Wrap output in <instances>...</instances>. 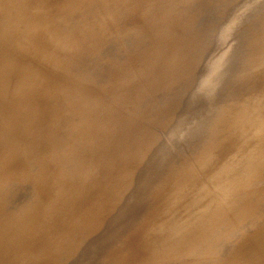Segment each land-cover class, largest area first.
Returning <instances> with one entry per match:
<instances>
[{"label":"rangeland","instance_id":"obj_1","mask_svg":"<svg viewBox=\"0 0 264 264\" xmlns=\"http://www.w3.org/2000/svg\"><path fill=\"white\" fill-rule=\"evenodd\" d=\"M32 1H34V2L31 3ZM35 1L36 0H30V1H28V0L27 1L26 0H0V15L2 17H4L3 15H5V17H6V18L5 17L2 18L0 16V19L2 18L0 20L2 22V25L0 24L1 25L0 32L2 33L4 31L3 34L0 33V53L9 57V62L7 63V65L5 67L0 64V75L4 71H7L8 75H9V77H8L9 80L3 81V83L5 82V86L3 85L1 78H0V264H107L109 261L111 263H108V264H114L115 261L117 263V259H118V261L120 260V257L122 258L121 259L122 262H120L121 261L120 260L118 262L119 264H123V262L126 263L128 259H129L128 262L130 264H134L135 262H138V261H136L137 259L140 261V258H138L136 256L137 259L135 257V259H136L135 261H134V259L133 260L131 259L136 255V253L132 249V247L138 248L140 252H141L140 249H143L142 254H138L140 252L137 251L138 256L143 255V257L145 256V254H143V253L148 248H150V247H148L145 250L144 249L145 247L142 246V245L145 246L144 242L147 241L146 237L148 236V234L146 235V232H145V234H144V235H146V237H145L143 235L144 231L142 232L141 229H143L144 227L148 229L149 224H152V223L148 222V224H147V221H145V223H144L141 220L139 222V219L143 220V218H144L143 214H145L146 212L147 213L152 212L153 207H154L156 212L155 211L152 212L153 213L152 216H148V214L151 215V213H148V214L146 213L145 216H148L150 218L152 217V219L155 217L156 218V219L154 218L155 220H158V217L162 216L163 218L162 217L159 218L158 224L160 223V221H163V219H164L163 222L166 221L165 222L166 224L160 223L163 227L161 225L160 226L157 225V227H161V228H159L160 232H159V229L156 232L155 230L157 229V227H155V229H154V226L157 224L156 223L157 221H155L153 219L155 225L153 223V226L149 227V228H151V230L149 232L150 233L149 236L154 235V231L158 234L160 233V235H161V233L164 234L167 232H169V233L173 232L174 233V230L176 232H179L177 234L175 233L174 234L175 236L173 235V233L172 234L170 233L171 236L173 235L174 238L172 237V240L169 238L171 240V241L170 240L169 241L173 242V239L175 240L176 237L178 238V240L176 239V241H175L176 244H174L173 246L178 244V246H175V247L176 248L178 247V252L180 250L181 254L178 253L177 249L174 248L173 246H172L173 247L172 252L176 251L178 254V257H179V255H181V258H183V257L185 258L186 256L187 257L185 260L177 261L179 259L181 260V258H178L176 260L175 257L177 255L172 253L171 249H170L169 251L172 253V254L170 253L171 256H173V254H174V260L176 261L174 263L178 264L177 262H179V263L182 262L180 264H183V262L185 261L186 263H184V264H192L191 262L193 261V264H196V263H198V264H213L212 260H214L215 261L214 264L222 263V261L224 262L223 264H225L226 261H227L226 262L227 264H232V263L233 264H242V263L243 264H247V263L248 264H262L264 262V232H263L264 229H262V228H264V217H263L264 216L263 215L264 214V202H263L264 201V196H263L264 188L262 189V187H264L263 186L264 177L262 176L264 174V171H263L264 170V162H262L264 160V156H263L264 150L262 149L263 151L260 152L261 151L260 148H264V146H263L264 140H263V142L257 141V138H259V135L260 136L264 135V133H263L264 132V130H263L264 129L263 128L264 127V120L263 119L264 118L260 119L261 116L264 117V114H262L260 112V111H263V113H264V109L260 107V106L264 105V103L260 104V102H262L260 100L264 101V98L261 99L262 96L264 97V87H263L264 84L260 83L261 81L263 83L264 77H260L261 80H257V81H260V82H258L259 83L258 86L253 85L255 87L256 92L254 91V87L252 86V84H254L256 82V77H258L257 74H259V71L260 72H261V70L264 71V69H263L264 68V58H263L264 53L262 54V52L264 51V48H262L263 47L262 43H264L263 42L264 36L262 35V32L264 34V27H263L264 25L262 26V23L264 22V19H263V17H264V11H263L264 10V0H255V2L254 1L252 2L250 0H248V1L247 0H238V1L237 0H225V1H223V0H221V1L220 0H53V2L57 1V3H54V4H52L53 2L51 0H48V1L47 0H45V1L44 0H40V1L37 0L39 2H37V1L35 2ZM243 1H244V3H243ZM29 2H30V4H29ZM249 2H251L252 6H250L251 4H249ZM25 3H26V5H25ZM46 3H47V5H46ZM239 3H240V5H239ZM241 3L243 6L241 5ZM53 5H55V8ZM47 6H49V8ZM50 7L54 8V9H50ZM234 7H235V10L230 11V10H233ZM241 8H243V10ZM226 9H228L229 11ZM4 10L6 12L5 14L2 13ZM27 10H28V13H25ZM47 10H49V11H47ZM224 10L227 12H224ZM236 10L238 11V14L240 12L244 11L245 13L244 12L241 13L242 16H245V14H248V13H249V15H251L252 18L249 15H246V16H247V18H248V16L250 17V18H248V21H249V19L252 20V21L250 20V22H251L250 27L252 29V32L248 31V29H246V28H243V27H247L245 25L250 24V22H248L246 20L247 19L246 17L245 18L243 17L245 24H244L243 20L241 19L242 20L241 22H243V27H241L242 23L239 24L240 20L238 19L241 17V15L239 14L240 17L236 18L235 17V16H237V15H235V14H237V13H235ZM30 11H31V13H30ZM50 12H51V16H50ZM14 13H15V15H13ZM52 13H54V16ZM230 13H231V15L229 16ZM233 13H235V14H233ZM6 14H7V16H6ZM216 14L218 16H215ZM220 14H222V15H220ZM262 14H263V16H261ZM209 15H211V16L209 17ZM219 15L222 17L219 18ZM11 16H12V18H11ZM223 16H224V18H223ZM225 16H228V17L225 18ZM231 16H233V18L235 17L236 19L239 20V21H237V23L239 25L235 24V26L238 25L241 28H238V26H237V28H238V29L236 28L237 31H239V29H240V31H242L243 29L244 30L246 29L245 32H247V33H245L244 31H242L241 33L244 32L243 35H240L241 33L239 34V33H237V31H236V35H234L235 34V32H234L233 37L235 39L238 35H240V36H238V38H240V40L242 38L241 41L238 38L236 39V43L238 42L237 46H236L235 40H233L234 38L231 36L233 31L235 30L234 29L235 26L232 25L234 23L231 24V22H233ZM16 17L19 18L20 20L15 19ZM209 18H210V20H209ZM211 18H212V20H211ZM229 19H231L230 23L228 22V21H230ZM4 20H6V21H4ZM11 20L13 22H11ZM216 20H217V23H216ZM8 21H9V23H7V26H6V22H8ZM259 21H260V23H259ZM235 23H236V20H235ZM246 23H248V24H246ZM9 24H10V26H9ZM14 25H16V27H19L20 31L22 29V31L20 32ZM227 25L228 26L230 25V29L234 26L233 27L234 30L231 29L232 31H230L228 28V31H230L231 33L230 32L227 33L228 31L222 32V27H224L223 30H226V28L228 27ZM225 26H227V27L225 28ZM258 26H260L259 27L260 30L259 29L256 30L258 28ZM10 27H11V32L6 34L10 30ZM13 27H15V28H13ZM252 27L254 29L255 28L256 29L254 30ZM209 28H211V29H209ZM261 28H262V30H261ZM217 29L220 31H217ZM251 29H249V30H251ZM17 30L19 31L18 34H17V32H18ZM215 31H217V32H215ZM258 31H259V33H258ZM225 32H226V34H225ZM250 32L251 33L257 32L258 33L257 36H259V37L257 39L255 37L253 39H250L255 34L254 33V34H252V36L250 35V37H249L248 35L251 34ZM14 33H16V34L13 35ZM224 34L226 36H227V34L228 35L230 34V37H232L233 41H231V40L228 41V39H230V37H228V36H227L228 38L224 37L225 36ZM21 35H22V37H21ZM261 35L263 37H261ZM243 36L245 38L249 37V39H246L247 40L246 41ZM84 37H85V40H84ZM86 38H90V43H89V39H86ZM82 39H83V41H82ZM243 40L247 43H245V46L242 45L243 47H241L239 42H242L241 44H243L244 43ZM84 41H85V43L87 42L88 46H85V43L83 44ZM223 41H228V44H224L226 42H223ZM248 41H250V42H248ZM251 41L252 42L254 41L255 43H252ZM76 42L79 43L78 44L79 46L77 45ZM232 42H233V44H235V46H233L234 49L237 47L236 48L237 50L235 49V52H233V53H232L233 47L231 48V44L229 46V43H232ZM256 42L258 43V45H257L258 48L257 47H255V48L250 47L251 44L252 45L255 44L254 46H256ZM248 43H249V45H247ZM259 44L262 46H260ZM82 45H83V47H82ZM224 45H226V46H224ZM227 46H229V47H227ZM239 46L241 48L238 50ZM259 46H260V48H259ZM245 47H247V49ZM248 47H250L251 51H252V49L254 50V52H253L254 55H255V52L256 53L258 52V54H259V55L257 54L258 58L256 55H255V57H256L255 59L253 57L254 60L259 59V60H257V62H254V64L250 61V59L252 58L251 56L253 54L251 53L250 54L251 56L249 55L250 50H248L249 49ZM261 48L263 49L262 51H261ZM226 49H227V51H225ZM256 49H258V50L255 51ZM228 50H231V51H228ZM240 50H241V52H244V54L248 52L247 56H248L249 62L252 65H255V66H253L254 68L256 66H258L259 68L256 67V69H254L252 66L246 67V63H248V60L246 61V63L243 61L247 59L246 58L247 56L245 55L244 56L245 58H243L242 55H244V54L240 53ZM76 51H77V53H75ZM220 51H221V53H220ZM237 51L241 54V58L239 56L240 54ZM79 52H80V54H79ZM86 52H87V54H85ZM228 52H231L228 54L230 56H232L231 54L234 55L235 53H238L239 55L237 54V56L240 58L239 60H238V57L236 55H235L236 58H233V57L232 58L236 59L237 62L241 61L242 66H240V64H238L236 61L234 62V60H233L232 61L233 66L229 65V68H230V70H228L229 72L226 69H223V72H222V68L220 67L221 64H219V63H222V65L225 68H227L228 67L227 65L231 62L229 60L227 62V64H225L226 63L225 60L227 61V59L231 58V57L229 58V56H227ZM259 52L262 54L261 59H260V53ZM218 53H220L221 55H219ZM222 53H224V54H222ZM71 55H72V57H71ZM218 56H220V58H221V56H225V57H222L219 62L217 61L218 62L217 63L216 59L219 60ZM212 58H214V59H212ZM241 59H244V60L242 61ZM64 60H66V61H64ZM209 61H211V62H209ZM157 62L160 64H157ZM244 63H245V65H243ZM257 63H259V64L257 65ZM153 64L154 65L157 64V65H155L156 67L160 66V68L163 69V71H164V69H166V72H167L166 78H165V74H166V72H165L164 76H160V77L158 76L159 77L157 79L158 81H154L155 80L154 78L157 77L156 70H157V74H158V72H160L159 75L162 74L163 72L161 73L162 70H159ZM260 64L261 65L263 64V68ZM211 65H212V68H211ZM150 66H154L153 70H151L152 73H149V72H151ZM219 67L221 69H219ZM236 67L238 68L237 70H236ZM229 68H227V69H229ZM241 69L242 70L245 69V70L242 71ZM248 69H249V71L253 70L252 72L256 73V77L254 74H252L251 71L249 72ZM168 70H169V73H168ZM206 70H208V71L206 72ZM213 70L214 71L216 70V71L213 72ZM220 70L223 74H225L224 76L222 75L223 77H220L221 75H219V73L217 72V71L220 72ZM224 70H226L228 72V74H227V72L225 73ZM234 71H235V73H234ZM246 71L249 72V74H250V75L248 74L249 76L245 75V74H247ZM255 71H257V72H255ZM262 72L260 74L263 76L264 72H263V74H262ZM21 73L24 75H22ZM65 73H66V75H65ZM215 73L216 74L218 73V75H215ZM179 74H180V76H179ZM251 74H252V76L254 75L253 77L255 79L250 77ZM260 74H259V76H261ZM63 75H65V76H63ZM154 75H156V77H154ZM20 76H22L23 78ZM218 76H219V78H218ZM162 77H164V78H162ZM207 77H209V78H207ZM160 78H161V80H159ZM215 78L216 79L218 78V81H220V85H222V86L219 85V87H221V89H219L217 84L216 85L214 84L216 88L214 87V85H211V89L208 88V86H207L208 80L214 79L213 81L215 83H218V81L216 82ZM220 78L221 79L223 78V80L221 81ZM238 78H240V79H238ZM205 79L207 81H205ZM243 79H245L246 81ZM247 79L248 80L254 79L255 81L252 80V82H254V83H252L251 81L248 82ZM177 80H179L178 83L175 82ZM183 80H185V81H183ZM229 80L233 81V84ZM238 80H240V82ZM187 81H189V82H187ZM204 81H205V84H203ZM226 81H228V82H226ZM132 82H133V84H131ZM134 82H135V84H134ZM180 82H182V83H180ZM183 82L184 83L186 82V83L183 84ZM225 82H226V84H225ZM235 82H236V84L241 83L240 84L241 87L239 86L241 93H239V91H238L239 90L238 85L234 86ZM243 82H245V83H243ZM152 83H154V84H152ZM195 83H197V85ZM242 83L247 84V85L242 87V85H243ZM211 84H212V82H211ZM200 85L202 86V88H201L202 90H200V89L197 90L198 88H200ZM208 85H210V83ZM225 85H226V87H225ZM227 85L233 86L234 91L231 90V93H230L229 90L232 87H230L229 90L227 89L228 90L227 91L226 90V88H228ZM249 85H251L253 87V90H251L252 89L251 86L248 87ZM158 86H159V88H157ZM259 86L261 89L259 88ZM153 87H156V88H153ZM178 87H180L182 89L179 88L180 90H178ZM256 87H258V88H256ZM147 88H148V90H147ZM149 88H150V90L151 89L152 90L149 91ZM160 88H161V90H160ZM224 88H225L224 95L226 94V99L228 96L227 94H229V93H230V97L233 96V95H231L232 91L234 93H236L238 91L237 95L238 96L240 95V98L237 97V95L234 96L236 98V100L235 99L229 100V101H231V103H232V101H235V102L237 101L239 103V101L241 100V103L244 102V103H242L244 108H245V106H248V107H246V109H247V108H250V106H251V108L255 107V108H258V110H260V111H258L256 109V111H255V108H254V110L250 108L251 111L250 110L248 111V109H247V114H249V116H248L245 113L246 111L245 112L243 111L245 109L241 108V106H242V105L240 106L241 103L240 104L237 103L238 108H237L236 103H233L231 106L233 108L231 109V107H230L228 110V108H227L228 106H225L227 104V102H226V104L223 107L226 108V112L228 114L229 113L231 114V115L229 114V118L233 117L232 112H233V114L235 113L234 116L236 119H237V115L239 116L241 113L244 112L246 114V116H248L247 118H249L251 116H253V117L255 116L254 118H257L258 120L256 119V121H254L255 119H252L253 117L249 118V119H247V118L245 119L246 116L243 114V116L242 115L239 116L240 120L237 119L238 121L233 117L232 120L234 119L236 121H234V122L232 121V123L230 124L231 119L227 120L228 115H225L226 112H225V108L223 109V107H221L224 111V112L223 111L222 112L225 114L222 113L221 116L222 115L223 116L220 119L219 116H220V112L222 109L220 107H219L220 108L219 109L218 105L222 106L224 102H222L221 105H220V103H221V101L225 100V98L223 100L221 99L224 97V95H223V93H220L219 90L224 91ZM246 88H250L249 89L251 92L250 94L247 92L248 89H246ZM153 89L154 90L156 89L154 94H153ZM157 89L159 90V92ZM184 89H189V92H188V90L185 91ZM208 89L211 92H209ZM257 89H258V91L260 90L261 93H263L262 96L259 95L261 93H260V91L258 92ZM164 91L165 92L166 91L172 92V93L174 92V93L172 94V96L169 93V97H168L167 96L168 93L167 92L164 93ZM180 91L181 92L184 91V94L179 93ZM199 91L203 92L199 96L204 98L205 101H203V99L201 97L197 96L198 95L197 93ZM125 92H126V94L128 93L127 94L128 96L125 94ZM151 92H152V95H151ZM185 92L187 95L185 94ZM206 93H209V96H207ZM217 93L218 94L220 93L223 96L220 94L215 96V94H217ZM243 93H244V97H246V96L248 97L249 95H252V97L251 96L249 97V99L251 98V100L248 101L247 97L241 98V96H243L242 95ZM256 93L261 98L257 97L258 95ZM185 95H186V98H185ZM255 95H257V96L255 97ZM122 97H125L126 99L122 98ZM255 98H258V100L257 99L255 100L257 102V104H256V102L254 104ZM116 99H117V101H116ZM197 99H198V101H196ZM237 99H240V100H237ZM246 99L250 104L247 101H245ZM144 100H146V102L148 103V104H146V106H145L146 102H144ZM219 100H221V101H219ZM182 101H184V103ZM190 101L193 103H191ZM217 101H219V104L216 105L217 107L215 106V108L212 109L211 107L212 106L214 107V102H217ZM226 101H228V100H226ZM197 102H198V104H196ZM204 102H205V107H207V108L204 107V104H203ZM130 103H132V104H130ZM177 103H179V104H177ZM187 103H190V104H187ZM246 103H248L249 105H245ZM193 104H194V106H193ZM251 104H254L256 106L259 104L260 105L259 107L261 109L258 106L256 107V106L251 105ZM107 105L109 108L107 107ZM128 105H130L131 107ZM158 105H160L159 108H158ZM163 105H165V106L167 105L168 107L167 106L162 107ZM171 105H173V108ZM227 105H229V103ZM234 105H236V106H234ZM96 106H97V108H96ZM142 106H145V107L142 108ZM187 106H189V107L187 108ZM196 106H198V107L195 108ZM98 107H99V109H98ZM105 107L108 110H106ZM169 107H171L172 109ZM200 107L201 108L204 107V108H202L203 111L202 110L200 111V109H199ZM135 108H137V109H135ZM181 108H183V109H181ZM189 108L191 109V111ZM208 108H209V110H208ZM216 108H218V109H216ZM239 108H241V110L240 111L238 110L239 114H236V113H238V111H236V110ZM141 109H142V111H140ZM167 109H169V110H167ZM194 109H195V111H194ZM197 109H199V110H197ZM214 109L217 111L220 110V112L218 111L219 114H218V112H215V111H214L215 113L212 112ZM86 110H88V111H86ZM155 110H156V113L154 112ZM231 110H235L236 112L235 111L231 112ZM148 111H150V112H148ZM183 111H185V112H183ZM188 111H190V112H188ZM103 112H106V113L103 114ZM139 112H141V113L139 114ZM168 112H170V113H168ZM209 112H212V115H211V113L209 114ZM254 112H257V113L260 112L259 118L257 116L258 114L254 113ZM119 113L122 115L124 114V115L122 116ZM153 113H154V115H153ZM165 113H166V115L162 117V115H164ZM213 113H214V115L219 117L216 119V120H218L217 122L215 119H213V117H214ZM251 113L255 114V115H251ZM84 114H85V116H84ZM107 114H109L110 116H108ZM115 114L117 116L119 115V117H117ZM184 114H186V116H184ZM113 115L116 118L114 119V117H113L114 120H111ZM224 115L226 117H224ZM206 116H208L209 119L211 116V120H213L214 123L212 121H208L209 119ZM200 117H202V118H200ZM223 117L225 118L224 119L225 121L222 120ZM153 118H154V120H153ZM147 119H149L150 121ZM155 119L156 120L158 119V122H155ZM243 119H245V120L243 121ZM250 119L252 122L250 121ZM259 119H260V121H259ZM109 120H111V122ZM202 120H203V122H201ZM219 120H221V121H219ZM246 120H249L252 124L255 122L254 123L255 125L248 123V121L245 123ZM91 121L93 123H91ZM97 121H98V123H97ZM131 121H132V123H131ZM144 121H148V122H144ZM166 121H168V122H166ZM161 122L163 123L162 125H160ZM175 122H178L177 125L174 124ZM194 122L196 124L189 127V125L193 124ZM205 122H208L207 124H209V122H212V123H211V125L210 124L207 125ZM223 122L227 123L226 124L227 126L230 125V127H227ZM155 123H157V124L155 125ZM241 123L243 124L242 126H241ZM244 123L245 124L248 123L247 126ZM261 123H263V124H261ZM130 124L131 125L133 124V125L131 126ZM200 124L207 125L208 127L202 126ZM259 124H260V127L257 128V126ZM80 125H81V127H80ZM178 125L180 127V128L178 127L179 129L177 128ZM231 125L233 127V130L237 128V129H239L238 131H240V129L243 128L242 129L243 133H242V131L240 133L237 131V133H236L237 129L234 131L233 130L231 131V129H229V128H232ZM234 125L235 126L237 125V126L234 127ZM249 125L250 126L252 125L251 128L248 127ZM143 126L144 127L146 126V127L144 128ZM160 126H162V127H160ZM167 126L170 129L167 128ZM238 126H241V127L238 128ZM151 127H153V128H151ZM155 127H158V128L160 127V131L157 132V130H159L157 128H156V131H154ZM181 127H182V129H181ZM210 127H211V129L212 128L214 129V130L212 129V131H215V133H218L217 135L214 133L215 134L214 137H212L213 135L210 133V130H209ZM246 127H248L249 129L248 128L245 129ZM261 127H262V130L260 129ZM149 128H151L152 130H150ZM202 128H204V129H202ZM226 129H229L228 132H231V133L235 132L234 133L235 135L228 133L226 131ZM255 129L257 130V134L254 133V131H256ZM259 129H260V131H259ZM202 130H204V131H202ZM150 131H153V133L151 134ZM205 131H208V132H206L208 135V136L206 135V137L208 139L205 137V140H207L208 142L206 141L205 143H203L202 140L203 141H205V140H204V137H202V135L205 134L204 133ZM261 131H263V132H261ZM156 132H157V134H156ZM224 132L228 135L231 134V135L235 136L234 139L236 138V134L237 135L240 134L242 137H244V138L246 137L245 138L246 143H247V139H248L247 136H249V135L251 136V134L253 133L252 138H249L248 141L249 142L251 141V144L255 143L254 146L260 147V148H257L255 150V148H256L255 147L251 150L252 147H250V150H248V148L242 147V146H245V145L247 146L249 142L247 144H245L244 139L242 137L240 138V135L237 137L239 139L243 140L242 142H240L241 140L239 141L238 138H237V140H234L233 136H231V135L230 136L232 138L230 137V140H229L228 139L229 136L225 135ZM247 132H249V133L247 134ZM258 132L259 133L261 132V134L258 135ZM142 133H143V135H142ZM241 133L244 135H242ZM209 134H211V136ZM222 134H224L226 137L224 138V135H222ZM245 134H246V136H245ZM149 135H151V136L153 135V137L150 138ZM218 135H219V137H216ZM142 136H145L144 137L145 139ZM155 136H156V138H154ZM200 136H201V139H200ZM146 137H147V139H146ZM220 137H221V141H220ZM253 137H257V138L254 139ZM178 138H181V139H178ZM210 138L211 139H214V138L217 139L218 138L217 140H219L222 143H219V141L218 142L216 141L217 143L215 146L214 145L215 143L213 144V142H212L215 140H211ZM149 139H153V141L151 142V140H149ZM186 139H188V140L186 141ZM224 139H226V140H224ZM227 139H228V142L230 141L229 142L230 144H231V141L234 140L233 143H237L239 141L238 144L242 143L243 145L241 144V146H240V144H239L240 149H237L235 147V146L238 147V144H235L234 145L235 148L234 147L232 148L233 144L230 145L227 142ZM250 139H252V140H250ZM261 139H264V137H260V140ZM199 140H201L202 144H198V143H201V142H199ZM222 140L226 141L229 145L227 146L226 145L227 143H224ZM146 141L148 142L147 144L145 143ZM173 141H174V143L172 145L171 142H173ZM188 141H189V143H188ZM235 141H237V142H235ZM210 142H212L211 143L212 146L210 145L211 147H208L207 144L208 143L210 144ZM169 143H170V145H169ZM183 143H185V144H183ZM261 143H262V147H261ZM194 144H195V146H193ZM204 144H206V146L208 148L206 146L203 147ZM220 144H224V145H221L222 149L220 148L221 147ZM251 144L249 143L250 146H251ZM253 144H252V146H253ZM256 144H260V145H256ZM186 145H188V146H186ZM198 145H202L201 148H199ZM249 145H248V147H249ZM171 146L172 147L174 146L173 147L174 149ZM177 146H179V147H177ZM213 146L216 147V150H214L215 148L214 149L212 148ZM223 146H226L227 148L223 147ZM185 147H187V148L184 149ZM37 148L38 149L40 148V149L38 150ZM197 148H199V149H197ZM205 148H207L206 150L210 149V151H212V152H210V151L206 152ZM217 148L219 150L218 151L219 153L216 152ZM228 148H229V150H228ZM33 149L34 150L37 149L38 151L37 150H35V151H36V153L37 152L38 153L36 154L35 151L33 152ZM172 149L174 150V154L176 153V151H178V152H177V154H175V156H173V158H171V156H169V158H171L172 160L171 159L169 160L168 157H167L168 158V160H167L165 156H168L169 154L170 155L173 154ZM183 149H184V151H183ZM188 149L190 150L189 152H188ZM201 149H202V151L203 150H205V151L201 152ZM224 149H225V152H224ZM226 149H227V151H226ZM233 149H234V152L236 149L239 151V153H238L236 150L237 156L242 154V156H239L240 159H241V157L243 158L242 161L239 160V158H237L235 156V153H233L232 156H231V154H229V153L233 152ZM244 149L246 151L248 150L249 153L251 151L252 152L249 154ZM258 149L260 150L259 151L260 153L257 152L258 154L256 153L257 154L256 155L255 152ZM164 150L167 151L168 153L165 154L166 152H164ZM169 150L171 152H169ZM198 150L200 151L199 154H198ZM240 150H243V152L245 151L244 152L245 155H243V152ZM253 150L255 152H253ZM194 151L195 152L197 151L196 152L197 154L196 153L194 154ZM156 152H158V154ZM160 152L164 153V155L162 156V154ZM204 152L205 153L210 152L209 153L210 156L212 153L216 152L214 154V156L212 155L215 158V160L212 157H211L212 159L210 160L209 155L207 154L208 155L207 156ZM222 153H225V154H222ZM155 154H157V155H155ZM226 154L230 155V156H228V158H229V160L231 158V161H233L232 159L233 158L235 159V157L237 159L234 160L233 163L229 160L227 161L228 158H227ZM247 154H249V155H247ZM26 155H27V157H26ZM152 155H153L154 159H153V157H151ZM184 155L187 157L190 156V160H189V157H188V159H186L187 157H184ZM193 155H195V156L193 157ZM196 155H198L199 157L201 156L200 158H202V159L197 158L198 156H196ZM203 155H205L204 158H203ZM233 155L235 157H233ZM250 155H252L251 159L248 158V156L251 157ZM258 155L262 156V158L257 157ZM158 156H159V158H161V160L162 159L167 160V163L163 164V165L168 164L167 167L166 166H164V168L162 167L163 160L161 163H159L155 166L156 163H154V160L156 162ZM219 156H220V158H219ZM176 157H179V158H176ZM191 157H193L195 160ZM205 157L207 158L206 162L207 161L208 162H210V161L214 162L212 164L210 163V166H211L210 168H209L208 162H207L208 164H206L208 167L202 168V167L206 166L203 163V162H205V161H203L204 159H206ZM244 157H245V159L247 158L248 162H249V160H251L249 162V164H252L251 165L252 167L249 166V169L251 168V171L253 173L251 171H250L251 173L247 172V171H249V169L247 167L248 162L244 159ZM150 158H152V159H150ZM175 158L178 159V161L181 158H183V159H181L178 162ZM196 158L202 162H199ZM147 159H150V160H148L147 163L144 164ZM174 159L176 162V163H174V165L176 164V166H174L172 164L174 162L173 161ZM220 159L226 160L228 165L225 164L226 163L225 161L223 162V160H221V162L223 163V167L220 166V167H222V169L220 168L221 171L219 172L220 169L216 168V166L219 167V165H222V163L220 162ZM255 159H257V160H255ZM141 160H143V161H141ZM161 160L160 159H159V161L157 160V163L160 162ZM193 160H194V162H197V163L195 164L193 162ZM188 161H190V162L188 163ZM244 161H246V164ZM260 161L262 164H260ZM139 162H140V164H139ZM177 162H178V164H180V162H181L180 167L177 166ZM218 162H220L221 164L219 163V165H216V164H218ZM228 162H230V163H228ZM237 162L239 165L237 164ZM137 163L139 164V166L137 165ZM149 163H150V165H149L150 167L148 166ZM191 163H193V164H191ZM243 163L246 165V167ZM142 164L144 167L141 166ZM152 164H154V165H152ZM169 164L171 167H172V165L174 166L173 169H171ZM194 164H195V166H194ZM200 164H202V165H200ZM214 164H215V166H214ZM233 164H235V165H233ZM255 164L256 165L260 164L261 166L258 165L256 167ZM158 165H160V167ZM184 165L187 166L188 169ZM199 165L202 169L199 167ZM224 165L226 167H224ZM232 165L235 167L234 169H232V167H233ZM240 165H242V167ZM243 165H244V167H243ZM134 166H135V168H134ZM146 166H148V169L149 168L151 170L155 169V174L157 176H160V178H161L160 172L161 171H163V173H164V171L166 172L165 173L166 175L162 174L163 178H165L166 181L164 179H162V182H159V181H161L159 177H158L159 180L157 179L158 181L155 180L156 175H154V173H153L154 170H152L153 172L150 171L152 173L151 174L152 176L149 174V177L151 176V180L153 179L151 183L155 184L154 181H157L156 184H160L158 186H160V188H161L160 189L156 184H155V186L158 189H160L159 191L155 187H153V189L155 188V190L150 188V191L152 192V194L154 196L156 195L155 198H154V196H152V194L150 192H148L149 191L148 188L150 187L151 184L150 183L147 184L150 181H148V182L146 181V179H147L146 174L150 173V172H147ZM153 166H155V167L158 166L159 169L163 168V170L160 169V171H159L158 168H155V167L153 168ZM182 166H183V168H182ZM189 166H191V167H189ZM230 166H231V168H230ZM238 166H240L241 169L243 168L242 169L243 171L237 170V168L240 169ZM175 167H177V168L175 169ZM143 168H145V169L143 170ZM179 168H182V170L185 169V171L184 170L179 171V173H178L176 170H179ZM190 168H192V169H190ZM196 168H199V169H196ZM137 169H139V170L141 169L142 172H141V170L138 171ZM156 169H158V170H156ZM169 169L172 170L171 173H170ZM203 169H205V170H203ZM206 169H207V171H206ZM211 169H213V170H211ZM255 169H257V171L259 170V174L257 171L255 172ZM196 170H199L198 174H197ZM210 170L213 172L210 173L211 172ZM215 170H217V171H215ZM232 170H235L236 172L233 173ZM245 170H246V172H244ZM137 171L140 174L136 173ZM156 171H158V172H156ZM174 171H175V174L173 175ZM187 171L189 173H186ZM224 171H226L227 173H225ZM262 171H263V173H262ZM204 172H208L209 174L204 173ZM221 172L222 173L224 172V173L222 174ZM241 172L242 173L244 172L245 176L241 175L242 174ZM199 173H200V175H203L205 177L202 178V176H200ZM143 174H145V175H143ZM195 174H197L199 176V178ZM205 174L209 175L210 177L206 176ZM225 174H228L229 177H228V175H225ZM235 174H237V175H235ZM257 174L258 175L261 174V176H259V177L263 178V180L261 179L262 181L260 180L259 177H258L259 179H256L258 176ZM230 175H232L231 176L232 178L235 176L236 180L233 178L234 179V181H233V179H232V182H234V183H231V179H228V178H230ZM57 176H59V178ZM141 176H142L143 181H146V186L147 185L148 186L147 187L142 186L145 184V182L141 181L142 185L141 186L139 185V187L140 188L142 187V188L140 189L138 187V184H140V180H142L140 178ZM191 176L193 179L191 178ZM237 176H238V178H237ZM143 177L145 178V180ZM153 177H155V178H153ZM206 177L209 178V180L213 183L209 182L208 179H206ZM226 177H228V178H226ZM239 177L240 178L246 177L248 179L242 180V178H241V180H240ZM250 177L253 178L252 180L254 182H251L252 180ZM139 178H140V180H139ZM181 178L183 179L182 180L183 182L181 181ZM249 178H250V180H249ZM42 179H43V181H42ZM136 179L139 181H137ZM149 179L150 178H148L147 180H149ZM196 179H198V180L199 179L200 180L206 179L207 181L203 180L204 182H202V181L198 182V181H196ZM222 179H224V180L228 179V180H225L227 182H224V180H222ZM237 179H239L238 182H236ZM255 179H256V182H257V180L259 182L256 183ZM184 180H186V182H184ZM190 180H192L193 182L195 181V183L198 182L200 184L197 185L195 183H192ZM40 181L42 182V184ZM136 181L139 183H136ZM127 182H129V183H127ZM132 182H135L136 184L135 183L133 184ZM163 182H164V186H161V183H163ZM215 182H216V184H215ZM228 182L231 183V185L234 184L233 185L234 187L232 186L233 188H231L232 190H229L230 188H228V187L230 184ZM125 183H127V185ZM186 183H187V187H186ZM201 183H202V186H199V185H201ZM235 183L239 184V186L237 184L235 185ZM250 183H252V184H250ZM261 184H262V186H261ZM44 185L47 187H45ZM123 185H124V187H123ZM192 185H193V187H194V185H196L195 187L198 186L197 189H195V187L193 188ZM204 185L207 187H205ZM209 185H211V186H209ZM214 185H216V186H214ZM220 185H221V187H220ZM223 185L225 187H223ZM246 185L249 186V189L251 191H249V190L247 191L248 188ZM251 185H253V187H251ZM257 185H258V187L259 186L261 187V190H260V188H257ZM50 186H52V187H50ZM190 186L192 187L191 188L192 192L190 190ZM136 187H138L137 192H140V194L144 190L143 192H145L146 199H145L144 193H142V195H140L142 197L139 196V193L138 194L136 193V189H135ZM143 187L146 188L147 190H145ZM151 187H152V185H151ZM203 187H204V189H203ZM47 188H50V191ZM130 188H131V190H129ZM207 188H208V190H207ZM245 188H247L246 189L247 194L248 193L251 194L253 192L252 190H254V189H256V190H254V193H255V191H256V193L254 195H251V196H247V194H246V196H244L241 194V192L243 194L246 193V192H244ZM46 189H47L48 193H47V191L45 193L44 190H46ZM125 189H128L129 191L128 190L125 191ZM139 189H140V191H139ZM151 189L155 192V194L153 193V191ZM39 190H41V192ZM122 190H124V191H122ZM134 190H135V192H134ZM171 190H172V192H170ZM173 190H174V192H173ZM176 190H177V192H176ZM205 190H207V191H205ZM238 190H240V191H238ZM257 190H258V192L260 190L259 194L263 190L262 191V193H263L262 198L260 197L261 194L259 197H257L258 196ZM167 191L169 192V194H167L168 193ZM193 191H194V193H193ZM210 191H212L211 194L213 192L216 194L213 193L211 195ZM43 192L45 194H43ZM165 192H167V193H165ZM206 192H208V193H206ZM217 192H219V194ZM237 192L240 193L241 195L240 194L237 195ZM39 193H40V195H38ZM149 193L151 195H149ZM172 193H174V194H172ZM198 193H200V194L197 196L196 194H198ZM203 193L204 194L206 193L204 195V197L201 196V195H203ZM223 193H226V194L229 193L231 196L229 194H227V197H226V195ZM134 194H136L137 196ZM256 194H257V196H256ZM48 195H49V197H48ZM51 195H52V198L50 197ZM148 195L151 196L152 199H150V197ZM166 195H169V197ZM174 195H175V198H177V199L174 198ZM176 195H177V197H176ZM193 195H196V196H193ZM217 195H219V196H217ZM233 195H235V196L233 197ZM147 196L150 199L149 202H147L148 201ZM172 196H173V198H172ZM178 196L181 197L180 198L181 200L185 198L184 203H183V200L181 201L178 198ZM207 196L211 197V199H213L215 197L214 199H216L218 201V204L220 203V205H218L216 203L217 201L214 199L213 200L215 202L212 200L210 201V198H208L209 199L208 200ZM238 196L239 197L241 196V199H243L245 197L246 198V199L244 198L245 201H241V199H240L241 202H238L239 201V199L237 200ZM42 197H44V198H42ZM189 197H191L192 199L190 198V200H189ZM199 197H200V199H199ZM235 197H236V199H235ZM247 197H249V198L247 199ZM134 198H136V200ZM139 198H140V200H138ZM169 198L171 199V201ZM187 198H188V200H186ZM204 198H206V199H204ZM225 198H228V200ZM255 198L256 199L261 198V199L260 200L257 199L258 200L257 201ZM173 199L176 200L177 202L173 201ZM233 199H235L236 201L234 200L231 204H234L236 202L237 203H236V206L232 205V207H233L232 208L230 206L229 202ZM185 200L187 202H185ZM247 200H248V202H250L249 203L250 205L245 204L247 202ZM255 200H256V202H255ZM130 201L132 202V204ZM140 201L142 203H139L138 205H136L135 202H140ZM143 202L145 203V206H144ZM150 202H151V205L153 207L151 206L152 209H150V211H149L150 205L148 206L149 208L146 206ZM203 202L204 203L208 202L209 205L206 204L203 206V204H202ZM212 202H214V204ZM226 202H228L227 203L228 205L226 204ZM251 202L253 204L254 203L255 204L253 206H251L252 205ZM170 203L173 204V207ZM182 203L185 206L182 205ZM215 203H216V205H215ZM241 203H243V205L245 204V207L243 205H241V206H243V208H245V210H247V211H245L243 208H240ZM134 204L136 205V208L134 207L135 206ZM140 204H142L141 207L144 206L142 208H145V210L140 208ZM180 204H181V206H180ZM211 204H212V206H210ZM167 205L168 206L171 205L170 206V208H172L171 210H170V208L167 207L168 210H170V211H168V210L166 211ZM174 205H176V206H174ZM207 205L209 207H211L209 209L210 211L206 208V207H208ZM238 205H239V207L237 208ZM246 205H247V208H246ZM177 206H179V209L181 211L178 209ZM183 206L185 207V209ZM186 206L190 211H188ZM200 206H202L203 208L202 207L200 208ZM235 207H236L237 211L234 209ZM248 207H251V209H249ZM131 208H132V210H131ZM138 208H140V210ZM174 208H176V210H174ZM198 208L200 210H198ZM223 208H224L223 212L226 211L225 215H222L221 213L219 215L218 213L222 212ZM226 208H227V210H226ZM254 208H255V211H254ZM257 208H259V209L257 210ZM136 209H137V211H134ZM204 209H205V211H204ZM228 209L231 212H229ZM239 209L240 210L243 209V210H241V212L243 211V213L240 214ZM161 210L163 212H160ZM194 210L195 211L197 210L196 213ZM132 211L134 213H132ZM140 211L143 212V214ZM179 211H180V215H179ZM184 211H187V212H185L186 214H184ZM192 211L194 214L192 213ZM244 211H245V213H244ZM181 212H183V213H181ZM189 212H191V213H189ZM198 212L199 213L202 212V213L199 215ZM127 213H128V216H127ZM140 213L143 215V217L141 216ZM187 213L189 214V217H188L189 220H187L188 218L185 217L188 215ZM230 213H233L232 216H229ZM235 213H236V215H235ZM247 213H248V216H247ZM181 214H182V217H181ZM191 214H193V216ZM215 214H217L216 215L217 217L214 216ZM26 215H28V216H26ZM131 215H132L133 219L136 218L135 221L132 220ZM137 215H139V216L137 217ZM154 215H156V216H154ZM190 215H191V217H190ZM195 215H196V219L194 217ZM218 215L222 216V217L220 218ZM240 215H242L243 218L240 217ZM253 215H255V216H253ZM178 216L181 219L178 218ZM201 216H203V217H201ZM211 216H214L217 219L219 217L221 219V220L220 219L218 220L217 225L215 223L217 220H214V219L212 220L214 224L209 222V221H211L212 218H214ZM225 216H227V217H225ZM183 217H185V218H183ZM197 218L200 221H198ZM202 218L204 220L206 218H207V220H209V221H207L209 223H207L205 220V222L207 224H204V225L210 226V229L208 226H206L205 229H203L204 228L203 227L204 222L202 223V220H203ZM208 218H211V219H208ZM22 220L25 221L24 224L27 223V226L24 230H22V229L19 230L21 227V224H22L21 223ZM131 220H132V222H130ZM145 220H148V219H145ZM149 220H151V219H149ZM190 220H192V221H190ZM225 220H227V221H225ZM136 221L138 223H144V225L139 224V226L138 225L135 226L134 223H137ZM189 221H190V223L191 222H193V223L190 224ZM125 222H127V223H125ZM186 222H188V223H186ZM185 223H186V225H185ZM197 223H198V225H197ZM127 224L132 226L133 232L135 230L133 228L138 227L140 229V226L142 225V227L140 229L142 234L137 233V232H139L138 228H136L135 231H137L136 232L137 236H138V234H140L141 237H145V238L144 239L142 238L143 239L142 241L140 240L141 238H139L140 235L138 237L136 235L133 236L134 239L136 237L139 238V240H137V241H135L136 239L134 240L131 237L129 238L132 231L131 230L129 231L127 229L128 228ZM145 224L148 225V227ZM187 224H189V227L187 226ZM191 225H193L194 227H192ZM211 225H212V227H213V225H215V227H214L215 230L211 228ZM130 226H129V229L131 228ZM117 227L119 229L122 228L123 231H124V228L127 229L128 231L127 230H125V231L130 233V234L127 233L128 237H124L123 239H121L123 237V231H121L122 229L117 230ZM184 227H186L188 229H184ZM191 227H192V229L193 228H195V229H193V230L191 229L192 230L191 231L190 230ZM207 227H208V230H210V232L207 230ZM175 228H178V231ZM179 228H180L181 232L179 231ZM109 229L112 231V233H110ZM152 229H154V231ZM170 229H172L173 231L172 230L168 231ZM114 230H115V232H113ZM189 230H190V232H189ZM212 230H214V231L212 232ZM119 231L122 232V235H119L120 234ZM147 231H149V229ZM151 231H153L152 234H151ZM227 231H228V233H227ZM133 232H132V235L135 234ZM108 233H110V234L108 235ZM169 233H167V234H169ZM185 233H186V235H189L190 233L192 234V235L188 236V240H189V237L191 236L189 241L187 239L185 240L183 238ZM256 233H257V235H256ZM117 234L119 235L118 239L116 237V236H118ZM158 234L156 236L155 235L154 236L155 237L159 236V238H160L161 236ZM165 235L166 234L162 235L163 238L161 237L164 240H165ZM186 235H185V237L187 238ZM198 235H200V237H203V239L196 242L197 238L200 239V237ZM113 236H115L116 238H114ZM120 236H122V237H120ZM192 236H194V237H192ZM195 236H197V237L195 238ZM168 237L169 236L166 235V238H168ZM113 238L115 239V241L112 240ZM126 238H127V240H126ZM147 238H149V237H147ZM157 238L154 239V242L151 240L150 243H153V244L150 246H154V245L157 246L158 243H160L161 241H164V240H159V242H158L159 238L158 239ZM116 239L117 240L120 239V242L119 241L116 242L117 241ZM124 239L126 241H124ZM156 239H157V242H156L157 244H154ZM180 239L185 241V242L182 241L180 245H182V243H186L187 241L190 242L191 239L198 244V245H196V243H194L193 241L191 243L187 242L188 244L187 243L185 244V245H187V248L190 249V251L193 252L195 250L193 252V254H192V252L188 251L187 249H184V250L182 249L185 247V246H183L184 244L182 245V248H180L181 246L179 247L178 242L180 241ZM256 239H258V240H256ZM121 240H123V243ZM128 240H129V242H128ZM134 241L136 242V245H138V244L139 245L134 246L135 245ZM139 241L143 242V244L138 243ZM169 241L165 244L163 242V245H162V243H160V246L158 244V246H159L158 251L162 246H164L163 248L167 247V249H169V247H168ZM130 242H132V245L134 242V245L132 246ZM117 243L121 244L122 248ZM150 243L148 241L146 246H148ZM189 244H191V245L193 244L194 246L196 245L195 246L196 249L194 247L190 248L193 245L191 246ZM200 244H201V246H200ZM203 244L205 247L203 246ZM239 244H240V246L238 247ZM125 245H127V246L129 245V246L126 247ZM130 245L132 246L131 249L134 251V252L132 251V253H131V250L129 249ZM140 245L142 247H140ZM123 246H124V248H123ZM244 246H245V248H244ZM170 247H171V245H170ZM109 248H111L112 250H109ZM155 248L156 247H154V248L151 247L152 250H154ZM163 248L160 249V250H162V252L159 251V253L157 252V250H155L156 252L154 253L151 251V249H150L151 252L148 249L147 253L149 256L148 257L145 256L147 258H144V259H148V258L154 259V258H150V256L155 257L156 255L158 256L160 254L159 256L161 257L163 262L164 261L166 262L169 258L164 260V258L162 256L166 255L168 257L167 254H169L168 253L169 251L167 249H165V250L168 252H166L165 250L163 251ZM247 248L249 250H247ZM121 249H123V250H121ZM138 249H135V250H138ZM191 249H193V250H191ZM116 251H118V253H121V254H118ZM182 251H185V253L188 251L187 252L188 255L187 254L185 255V253L183 254ZM233 251H235V252H233ZM241 251H242V253H240ZM113 252H115V253H113ZM122 252H124L125 256H122L123 255ZM189 252L191 254H189ZM109 253L111 254V257L113 260L109 259L110 258ZM116 253L118 254V256L119 255L120 256L119 257L116 256L117 255ZM129 253H130V255H129ZM133 253H135V254H133ZM165 253H167V254H165ZM197 253H199V255H197ZM161 254H162V256H161ZM195 254L197 255V257ZM189 255H191V256L189 257ZM159 256H158V258H159ZM227 256H229V257L227 258ZM114 257L117 259H115ZM124 257L125 258L128 257V258L125 259ZM143 257H142V259H143ZM167 257H165V258H167ZM213 257H216V258H213ZM218 257H220V258H218ZM106 258H107V260H106ZM188 258L190 260H188ZM196 258H199V259L197 260ZM158 260L156 259V261H158ZM174 260L172 258V262ZM203 260H205L204 263H203ZM132 261H134V262H132ZM145 261L147 263V260H144L143 262H145ZM148 261H150V260H148ZM151 261L148 264L154 263L153 260H151ZM156 261L154 264L157 263ZM170 261L166 262V264H168V263L174 264ZM112 262H114V263H112ZM128 262L126 264H128ZM143 262L140 261V263H138V264H142ZM159 262L160 261H158L157 264H161ZM165 262H164V264H165ZM187 262H189V263H187Z\"/></svg>","mask_w":264,"mask_h":264},{"label":"bare ground","instance_id":"obj_2","mask_svg":"<svg viewBox=\"0 0 264 264\" xmlns=\"http://www.w3.org/2000/svg\"><path fill=\"white\" fill-rule=\"evenodd\" d=\"M26 1H27V0H26ZM28 1H30V0H28ZM36 1H37V0H36ZM36 1H35V2H36ZM39 1H40V0H39ZM39 1H37V2H39ZM44 1H45V0H44ZM47 1H48V0H47ZM51 1L53 2V0H51ZM220 1H221V0H220ZM223 1H225V0H223ZM237 1H238V0H237ZM247 1H248V0H247ZM250 1H252V2L254 1V2H255V0H250ZM24 2H25V1H24ZM33 2H34V1H32L31 3H33ZM42 2H43V1H42ZM49 2H50V1H49ZM235 2H236V1H235ZM235 2H234V3H235ZM239 2H240V1H239ZM27 3H28V2H27ZM54 3H57V1H56V2L54 1L52 4H54ZM243 3H244V1H243ZM21 4H22V3H21ZM21 4H20V5H21ZM29 4H30V2H29ZM52 4H51V5H52ZM245 4H246V3H245ZM249 4H251V2H249ZM25 5H26V3H25ZM46 5H47V3H46ZM49 5H50V4H49ZM221 5H222V4H221ZM227 5H228V4H227ZM239 5H240V3H239ZM241 5H242V3H241ZM32 6H33V5H32ZM53 6H54V8H55V5H53ZM53 6H52V7H53ZM242 6H243V5H242ZM250 6H252V4H251ZM22 7H23V6H22ZM47 7L49 8V6H47ZM239 7H240V6H239ZM261 7H262V6H261ZM54 8H51V7H50V9H54ZM246 8H247V7H246ZM56 9H57V8H56ZM232 9H233V8H232ZM238 9H239V8H238ZM241 9L243 10V8H241ZM253 9H254V8H253ZM7 10H8V9H7ZM45 10H46V9H45ZM220 10H221V9H220ZM226 10H228V9H226ZM234 10H235V7H234L233 10H230V11H234ZM239 10H240V9H239ZM242 10H241V11H242ZM24 11H25V10H24ZM24 11H23V12H24ZM47 11H49V10H47ZM50 11H51V10H50ZM228 11H229V10H228ZM247 11H248V10H247ZM263 11H264V10H263ZM1 12H2V11H1ZM7 12H8V11H7ZM224 12H227V11L224 10ZM243 12H244V11H242V12L239 13V14L241 15L242 18L239 16L237 10L235 11V13H237V14L233 13V14L237 15V16H235L236 18L240 17V18H238L240 21H239L238 19H236L235 17L233 18V16H231L233 22H231V19H229L230 21H228V22H229V23L231 22V24L234 23V24H232V25L235 26V24H238L237 21H239V24L242 23L241 27H243V22H244L243 17H244V18H245V17L247 18L246 15H249V13H248V14H245V16H242L241 13H243ZM2 13L5 14V13H6L5 10H4ZM8 13H9V12H8ZM25 13H28V10H27ZM25 13H24V14H25ZM30 13H31V11H30ZM48 13H49V12H48ZM244 13H245V12H244ZM10 14H11V13H10ZM10 14H9V15H10ZM52 14H53V16H54V13H52ZM56 14H57V13H56ZM56 14H55V15H56ZM218 14H219V13H218ZM225 14H226V13H225ZM260 14H261V13H260ZM13 15H15V13H14ZM22 15H23V14H22ZM220 15H222V14H220ZM220 15H219V18L222 17V16H220ZM223 15H224V14H223ZM230 15H231V13L229 14V16H230ZM256 15H257V14H256ZM0 16H1V15H0ZM3 16L5 17V15H3ZM6 16H7V14H6ZM28 16H29V15H28ZM50 16H51V12H50ZM210 16H211V15H209V17H210ZM213 16H214V15H213ZM215 16H218V15L216 14ZM249 16L251 17V15H249ZM249 16H248V18H250ZM261 16H263V14H262ZM1 17H2V16H1ZM4 17H2V18H4ZM48 17H49V16H48ZM226 17H228V16H225V18H226ZM2 18H1V19H2ZM5 18H6V17H5ZM9 18H10V17H9ZM11 18H12V16H11ZM52 18H53V17H52ZM207 18H208V17H207ZM215 18H216V17H215ZM223 18H224V16H223ZM248 18L246 19L247 21H248ZM251 18H252V17H251ZM1 19H0V20H1ZM13 19H14V18H13ZM15 19H19V18L16 17ZM28 19H29V18H28ZM48 19H49V18H48ZM50 19H51V18H50ZM203 19H204V18H203ZM213 19H214V18H213ZM234 19L236 20V23H235V20H234ZM241 19L243 20V22H241V21H242ZM263 19H264V17H263ZM19 20H20V19H19ZM26 20H27V19H26ZM209 20H210V18H209ZM211 20H212V18H211ZM250 20H251V19H249L248 22H250ZM260 20H261V19H260ZM2 21H3V20H2ZM4 21H6V20H4ZM14 21H15V20H14ZM251 21H252V20H251ZM253 21H254V20H253ZM261 21H262V20H261ZM0 22H1V21H0ZM11 22H13V21L11 20ZM256 22H257V21H256ZM7 23H9V21L6 22V26H7ZM216 23H217V20H216ZM259 23H260V21H259ZM263 23H264V22H263ZM263 23H262V26L264 25ZM0 24L2 25V22H1ZM51 24H52V23H51ZM227 24H228V23H227ZM231 24H230V25H231ZM239 24H238V25H239ZM244 24H245V22H244ZM246 24H248V23H246ZM1 25H0V28H1ZM230 25H229V26L227 25L228 27L225 26V28L227 27L226 30H223L224 27H222V32H224V31L227 32V31H228V28H229L230 31H232V30L235 29V30L233 31V33L231 34V36L233 37L234 35H236V31H237V29H238V28H241V27H239L238 25H236L235 27L233 26V27H234V29H233V27L231 26V27H232V28H231L232 30H231V29H230ZM248 25H249V26H248ZM248 25H245V26H247L248 28H247V27H243V28H246V29H248V31H251V32H252V29H251V27H250V26H251V22H250V24H248ZM253 25H254V24H253ZM255 25H256V24H255ZM9 26H10V24H9ZM12 26H13V25H12ZM12 26H11V27H12ZM14 26L16 27V25H14ZM18 26H19V25H18ZM24 26H25V25H24ZM237 26H238V28H237ZM262 26H261V27H262ZM4 27H5V26H4ZM11 27H10V30H9V31L7 30L8 32H7L6 34H8L9 32H11ZM15 27H13V28H15ZM249 27H250V28H249ZM256 27H257V26H256ZM259 27H260V26H258V28H257V29L255 28V29L258 30ZM263 27H264V26H263ZM263 27H262V28H263ZM16 28L19 30V27H16ZM29 28H30V27H29ZM98 28H99V27H98ZM236 28H237V29H236ZM243 28H242V29H243ZM252 28H253V27H252ZM262 28H261V30H262ZM91 29H92V28H91ZM209 29H211V28H209ZM246 29H245V30L243 29L242 31L245 32ZM249 29H251V30H249ZM253 29H254V28H253ZM255 29H254V30H255ZM1 30H2V29H1ZM18 30H17V31H18ZM259 30H260V29H259ZM19 31H20V30H19ZM19 31L17 32V34L19 33ZM21 31H22V29H21ZM21 31H20V32H21ZM217 31H220V30L217 29ZM217 31H215V32H217ZM230 31H228L227 33H229ZM239 31H240V29H239ZM239 31H237V33L240 34L242 31H240V32H239ZM3 32H4V31H3ZM3 32H2V33L0 32V33L3 34ZM226 32H225V34H226ZM234 32H235V34H234ZM244 32H243V33H244ZM251 32H250V33H251ZM230 33H231V32H230ZM243 33H241L240 35H243ZM245 33H247V32H245ZM254 33H255V32H254ZM254 33H251V34H249V35L247 34V35L250 37V35L252 36V34H254ZM258 33H259V31H258ZM258 33L256 32V33L254 34V36H253L252 38H250V39H253L254 37L257 39V38L259 37V36H257ZM15 34H16V33H14L13 35H15ZM222 34H223V33H222ZM225 34H224V35H225ZM233 34H234V35H233ZM23 35H24V34H23ZM224 35H223V36H224ZM237 35H238V34H237ZM240 35H238V36H240ZM262 35L264 36L263 32H262ZM262 35H261V37H263ZM32 36H33V35H32ZM88 36H89V35H88ZM223 36H222V37H223ZM227 36L230 37V34H229V35L227 34ZM227 36L225 35L224 37H227ZM238 36L236 37V39L238 38ZM245 36H246V35H245ZM256 36H257V37H256ZM17 37H18V36H17ZM21 37H22V35H21ZM228 37H227V38H228ZM232 37H230V39H228V41H230V40H231V41L235 40V43H236V39L233 37L234 39L232 40ZM243 37H244V36H243ZM249 37H248V38H245V37H244V38H245V40H246V39H249ZM86 39H89V43H90V38H86ZM238 39L240 40V38H238ZM74 40H75V39H74ZM84 40H85V37H84ZM217 40H218V39H217ZM226 40H227V39H226ZM241 40H242V38H241ZM241 40H240V41H241ZM259 40H260V39H259ZM82 41H83V39H82ZM91 41H92V40H91ZM228 41H223V42H226V43H224V44H228ZM246 41H247V40H246ZM80 42H81V41H80ZM243 42H244L243 44H241L242 42H239V44L241 45V47L245 46V43H247V42H245L244 40H243ZM248 42H250V41H248ZM251 42H252V41H251ZM258 42H259V41H258ZM263 42H264V40H263ZM76 43H77V42H76ZM84 43H85V41L83 42V44H84ZM92 43H93V42H92ZM237 43H238V42H237ZM237 43H236V46H237ZM252 43H255V42L253 41ZM70 44H71V43H70ZM78 44H79V43H77V45H78ZM80 44H81V43H80ZM86 44H87V42L85 43V46H88V44H87V45H86ZM230 44H231V48H232L233 46H235V44H233V42H232V43H229V46H230ZM232 44H233V45H232ZM250 44H251V43H250ZM262 44H263V47H262V48H264V43H262ZM74 45H75V44H74ZM90 45H91V44H90ZM218 45H219V44H218ZM242 45H243V46H242ZM247 45H249V43H248ZM254 45H255V44H254ZM254 45L251 44L250 47H254V48H255V47H257L258 43L256 42V46H254ZM259 45H260V44H259ZM78 46H79V45H78ZM224 46H226V45H224ZM229 46H227V47H229ZM260 46H262V45H260ZM260 46H259V48H260ZM82 47H83V45H82ZM222 47H223V46H222ZM241 47L239 46V47H238V50H239ZM250 47H248V48H249L248 50H250ZM75 48H76V47H75ZM236 48H237V47H236ZM236 48H235V49H236ZM245 48L247 49V47H245ZM257 48H258V47H257ZM262 48H261V51L263 50ZM85 49H86V48H85ZM85 49H84V50H85ZM87 49H88V48H87ZM218 49H219V48H218ZM222 49H223V48H222ZM224 49H225V48H224ZM235 49H234V47H233L232 53L235 52ZM251 49H252V48H251ZM71 50H72V49H71ZM76 50H77V49H76ZM236 50H237V49H236ZM242 50H243V49H242ZM257 50H258V49H256L255 51H257ZM72 51H73V50H72ZM217 51H218V50H217ZM221 51H222V50H221ZM221 51H220V53H221ZM225 51H227V49H226ZM228 51H231V50H228ZM243 51H244V50H243ZM213 52H214V51H213ZM237 52H238V51H237ZM244 52H245V51H244ZM244 52H241V50H240V53H243V54H244ZM253 52H254L253 49H252V51L250 50L249 55H250L251 53L253 54ZM72 53H73V52H72ZM75 53H77V51H76ZM215 53H216V52H215ZM220 53H218V54L221 55ZM229 53H231V52H228V53H227V56H229V58H230V57H231V58H232V57H233V58H236V56H237V54H238L239 52H238V53H235L234 55L231 54L232 56L228 55ZM240 53H239V54H240ZM247 53H248V52H247ZM247 53H245L244 55H242L243 58H245V57H244L245 55H246V56L248 55ZM259 53H260V52H259ZM263 53H264V51L262 52V54H263ZM79 54H80V52H79ZM85 54H87V52H86ZM222 54H224V53H222ZM239 54H238V55H239ZM257 54H258V52H257V53L255 52V55H256V56H257ZM262 54L260 53V59H261V55H262ZM74 55H75V54H74ZM235 55H236V56H235ZM253 55H254V54H253ZM253 55H252V56L250 55V56L252 57V58L250 57V58H251L250 61L254 64V62H257V60H259V59L254 60L256 57H255V55H254V56H253ZM258 55H259V54H258ZM225 56H226V55H225ZM225 56H221V58H222V57H225ZM239 56H240V58H241V54H240ZM71 57H72V55H71ZM81 57H82V56H81ZM218 57H219V60L216 59V62H217V61L219 62V61L221 60L220 56H218ZM237 57H238V56H237ZM253 57H254V59H253ZM64 58H65V57H64ZM227 58H228V57H227ZM231 58H230V59H227V61L225 60V62H226L225 64H227V62H228L229 60L231 61V62H230L231 64L229 63V64L227 65V66H228L227 68H229V65H232V61H233V60H234V62L236 61V59H233V58L231 59ZM240 58L238 57V60H239ZM246 58H247L246 60H244V59H241V60H242V61L244 60L243 62L246 63V61L248 60V56H247ZM257 58H258V56H257ZM263 58H264V57H263ZM212 59H214V58H212ZM224 59H225V58H224ZM73 60H74V59H73ZM210 60H211V59H210ZM64 61H66V60H64ZM74 61H75V60H74ZM8 62H9V57H8V56H5V55H3V54L0 53V64H1L2 66L5 67V66L7 65ZM153 62H154V61H153ZM209 62H211V61H209ZM218 62H217V63H218ZM234 62H233V63H234ZM236 62H237V61H236ZM259 62H260V61H259ZM70 63H71V62H70ZM217 63H216V64H217ZM237 63L240 64V66H242V65H241V61H240V62H237ZM245 63H244L243 65H245ZM21 64H22V63H21ZM157 64H160V63L157 62ZM157 64H155V65H157ZM219 64H221L220 67L222 68V72H223V69H226L227 71L230 70V68H229V69L225 68V67L222 65V63H219ZM247 64H248L249 66H248ZM250 64H251V63H250L249 60H248V63H246V67H251V66L253 67V66H255V65H252V64L250 65ZM258 64H259V63H257V65H258ZM153 65H154V64H153ZM155 65H154V66H155ZM214 65H215V64H214ZM214 65H213V66H214ZM260 65H261V64H260ZM154 66H150V71L153 70V67H154ZM215 66H216V65H215ZM232 66H233V65H232ZM261 66H262V68H263V64H262ZM261 66H260V67H261ZM69 67H70V66H69ZM155 67H156V66H155ZM161 67H162V66H161ZM220 67H219V69H221ZM223 67H224V68H223ZM256 67H258V66H256ZM256 67H255V68L253 67V68L256 69ZM151 68H152V69H151ZM156 68H158L159 70H162L161 73H162V72H163V73L159 75L160 72H158V74H157V70H156V75H157V77H156V75H154V77H156V78H154L155 80L152 78L154 81H158L157 79H158L160 76H164V73L166 72V69H164V71H163V69H161L160 66H157ZM162 68H163V67H162ZM211 68H212V65H211ZM211 68H210V69H211ZM253 68H252V69H253ZM258 68H259V67H258ZM24 69H25V68H24ZM210 69H209V70H210ZM219 69H218V70H219ZM237 69H238V68L236 67V70H237ZM245 69H246V68H245ZM245 69H243V70H245ZM263 69H264V68H263ZM69 70H70V69H69ZM169 70H170V69H169ZM169 70H168V73H169ZM226 70H224L225 73L227 72ZM236 70H235V71H236ZM241 70H242V69H241ZM243 70H242V71H243ZM207 71H208V70H206V72H207ZM215 71H216V70H215ZM215 71L213 70V72H215ZM235 71H234V73H235ZM248 71H249V69H248ZM248 71H246V72H247V74H245L246 76L249 74L250 71L252 72L253 70H250L249 72H248ZM258 71H259V70H258ZM262 71H263V70H261V72H262ZM210 72H211V71H210ZM213 72H212V73H213ZM217 72L219 73V75H221L220 77H223V76L225 75V74H223V73L221 72V70H220V72H221L222 74H221L219 71H217ZM228 72H229V71H228ZM228 72H227V74H228ZM232 72H233V71H232ZM255 72H257V71H255ZM261 72L259 71V74H260ZM263 72H264V71H263ZM263 72H262V74H263ZM106 73H107V72H106ZM149 73H152V71L149 72ZM171 73H172V72H171ZM212 73H211V74H212ZM218 73H217V74L215 73V75H218ZM21 74H22V73H21ZM184 74H185V73H184ZM211 74H210V75H211ZM252 74H254L255 77H256V73H253V72H252ZM252 74H251L250 77L254 78V77H253L254 75L252 76ZM259 74H257L258 77H256V82H257V83L260 82V81H257V80H261L260 77H264V75L262 76V75L260 74L261 76H259ZM22 75H24V74H22ZM65 75H66V73H65ZM65 75H63V76H65ZM152 75H153V74H152ZM213 75H214V74H213ZM222 75H223V76H222ZM249 75H250V74H249ZM249 75H248V76H249ZM150 76H151V75H150ZM158 76H159V77H158ZM166 76H167V72H166V74H165V78H166ZM179 76H180V74H179ZM208 76H209V75H208ZM8 77H9L8 72H7V71H4V72L0 75V78H1L2 83H3V81H8V80H9ZM20 77H22V76H20ZM169 77H170V76H169ZM209 77H210V76H209ZM209 77H207V78H209ZM22 78H23V77H22ZM162 78H164V77H162ZM187 78H188V77H187ZM205 78H206V77H205ZM218 78H219V76H218ZM218 78H217V79L215 78L216 82L218 81ZM242 78H243V77H242ZM242 78H241V79H242ZM244 78H245V77H244ZM56 79H57V78H56ZM61 79H62V78H61ZM220 79H221V78H220ZM238 79H240V78H238ZM245 79H246V78H245ZM245 79H243V80H245ZM250 79H251V78H250ZM250 79H249V80L247 79V81H248V82H249V81L252 82V80L255 81V80H254L255 78L252 79V80H250ZM21 80H22V79H21ZM159 80H161V78H160ZM201 80H202V79H201ZM213 80H214V79H213ZM213 80H208V82H207L208 84L210 83V85L207 84V86H208L209 89H211V85H214V84L216 85V84H217L218 87H219V85H220V81H218V83H219V84H218V83H215ZM222 80H223V78L221 79V81H222ZM178 81H179V80H177V81H175V82L178 83ZM183 81H185V80H183ZM202 81H203V80H202ZM205 81H207V80L205 79ZM205 81L203 82V84H205ZM229 81H230V80H229ZM238 81L240 82V80H238ZM245 81H246V80H245ZM161 82H162V81H161ZM163 82H164V81H163ZM187 82H189V81H187ZM211 82H212V84H211ZM213 82H214V83H213ZM226 82H228V81H226ZM226 82H225V84H226ZM230 82H232V84H233V81H230ZM256 82H255V83L252 82V83H254V84H252V86H253V85H254V86H256V85L258 86L259 83L257 84ZM154 83H155V82H154ZM154 83H152V84H154ZM180 83H182V82H180ZM185 83H186V82H185ZM185 83L183 82V84H185ZM199 83H200V82H199ZM243 83H245V82H243ZM243 83H242V84H243ZM260 83H261V84H264V81H263V83H262V81H261ZM131 84H133V82H132ZM134 84H135V82H134ZM155 84H156V83H155ZM174 84H175V83H174ZM195 84L197 85V83H195ZM240 84H241V83H240ZM240 84H239V83L236 84V82H235V83H234V86L238 85V88H239V86L241 87ZM3 85L5 86V82L3 83ZM157 85H158V84H157ZM189 85H190V84H189ZM215 85H214V87H215ZM246 85H247V84H243L242 87H244V86H246ZM133 86H134V85H133ZM152 86H153V85H152ZM179 86H180V85H179ZM183 86H184V85H183ZM220 86H222V85H220ZM250 86H251V85H249L248 87H250ZM252 86H251V88H252L251 90H253V87H254V86H253V87H252ZM134 87H135V86H134ZM173 87H174V86H173ZM184 87H185V86H184ZM194 87H195V86H194ZM212 87H213V86H212ZM225 87H226V85H225ZM227 87H228V88H226V90H227V89L229 90V88L232 87V88L229 90L230 93H231V90H233L234 87L231 86V85H230V86L227 85ZM263 87H264V85H263ZM127 88H128V87H127ZM153 88H156V87H153ZM157 88H159V86H158ZM179 88H180V87H178V90L182 89V88H180V89H179ZM201 88H202V86L200 85V88H198L197 90H199V89L202 90ZM215 88H216V87H215ZM256 88H258V87H256ZM259 88H260V86H259ZM209 89H208V91H209ZM219 89H221V87H219ZM246 89H248L247 92L250 94V93H251L250 90H249L250 88H246ZM260 89H261V88H260ZM147 90H148V88H147ZM151 90H152V89H151ZM151 90H150V88H149V91H151ZM155 90H156V89H155ZM155 90L153 89V94H154ZM157 90H158V89H157ZM160 90H161V88H160ZM184 90H185V91L188 90V92H189V89H184ZM228 90H227V91H228ZM236 90H237V89H236ZM124 91H125V90H124ZM205 91H206V90H205ZM213 91H214V90H213ZM233 91H234V90H233ZM233 91H232V94H231V95H233V96H231L232 98L230 97V93H229V94H227L229 97L227 96V99H226V94L224 95L225 88H224V91L219 90V92H220V93H223V95H224V97L221 98V99L223 100V99L225 98V100H223V101L219 100V101H221L220 105L222 104V102H224V103H223L222 106H219V105H218V108H219V107H220V108L223 107V106L226 104V102H227V104L229 103V105H227V104L225 105V106H228V107H227L228 110H229V108L232 106L233 103H236L237 108H238V104L241 103V100H240V99H237V100H240L239 103H238L237 101H236V102H235V101H232V103H231V101H229V100H232V99H233V100H234V99L236 100V98H235L234 96L238 94V91H239V93H241V92H240V88H239V90H238L237 92L235 91L236 93H234ZM254 91H255V87H254ZM257 91H258V89H257ZM259 91H260V90H259ZM259 91H258V92H259ZM158 92H159V90H158ZM166 92H167V91H166ZM166 92L164 91V93H166ZM190 92H191V91H190ZM192 92H193V91H192ZM195 92H196V91H195ZM199 92H200V91H199ZM199 92L197 93V94H198L197 96H199L201 93H203L202 91H201L200 93H199ZM209 92H211V91H209ZM215 92H216V91H215ZM215 92H214V93H215ZM242 92H243V91H242ZM255 92H256V91H255ZM76 93H77V92H76ZM167 93H168L167 96L169 97V93H170L171 96H172V94H173L174 92H173V93H172V92H167ZM179 93H183V94H184V91H183V92L180 91ZM204 93H205V92H204ZM220 93H219V94H220ZM245 93H246V92H245ZM260 93H261V91H260ZM125 94H126V92H125ZM127 94H128V93H127ZM127 94H126V95H127ZM183 94H182V95H183ZM185 94H186V92H185ZM191 94H192V93H191ZM206 94H207V96H209V93H206ZM219 94L217 93V94H215V96H216V95H219ZM249 94H248V95H249ZM252 94H253V93H252ZM256 94H257V93H256ZM262 94H263V93H261V94H259V95L262 96ZM121 95H122V94H121ZM151 95H152V92H151ZM151 95H150V96H151ZM186 95H187V94H186ZM186 95H185V98H186ZM193 95H194V94H193ZM193 95H192V96H193ZM220 95H222V94H220ZM223 95H222V96H223ZM242 95H243V96H241V98H246V97H247L246 95H245L246 97H244V93H243ZM257 95H258V94H257ZM257 95H255V97H256ZM259 95H258L257 97L261 98ZM127 96H128V95H127ZM189 96H190V95H189ZM222 96H221V97H222ZM250 96L252 97V95H249V96L247 97L248 101L251 100V98L249 99ZM146 97H147V96H146ZM175 97H176V96H175ZM199 97H201V96H199ZM237 97L240 98V95H239V96L237 95ZM122 98H125V97H122ZM150 98H151V97H150ZM182 98H183V97H182ZM201 98H202V97H201ZM205 98H206V97H205ZM228 98H229V99H228ZM230 98H231V99H230ZM263 98H264V97L262 96L261 99H263ZM125 99H126V98H125ZM145 99H146V98H145ZM202 99H203V101H205L204 98H202ZM206 99H207V98H206ZM219 99H220V98H219ZM247 99H246L245 101H247ZM256 99L258 100V98H255V99H254V104H255V102H256V101H255ZM146 100H147V99H146ZM146 100H144V102H146ZM184 100H185V99H184ZM217 100H218V99H217ZM226 100H228V101H226ZM116 101H117V99H116ZM176 101H177V100H176ZM176 101H175V102H176ZM179 101H180V100H179ZM191 101H192V100H191ZM191 101H190V102H191ZM196 101H198V99H197ZM207 101H208V100H207ZM219 101H217L218 103H217V102H214V107L211 105V106H212L211 108H212V109L215 108V106H216L217 104H219ZM248 101H247V102H248ZM260 101H262V102H260ZM260 101H259L260 104H261V103H264L263 100H260ZM144 102H143V103H144ZM148 102H149V101H148ZM155 102H156V101H155ZM182 102L184 103V101H182ZM188 102H189V101H188ZM212 102H213V101H212ZM259 102H258V103H259ZM191 103H193V102H191ZM194 103H195V102H194ZM237 103H238V104H237ZM242 103H244V102H242ZM242 103L240 104V106L242 105ZM248 103H249V102H248ZM248 103H246L245 105H249V104H250V103H249V104H248ZM251 103H252V102H251ZM130 104H132V103H130ZM146 104H148V103L146 102V103H145V106H146ZM155 104H156V103H155ZM164 104H165V103H164ZM177 104H179V103H177ZM187 104H190V103H187ZM196 104H198V102H197ZM203 104H204V107H205V102H204ZM254 104H251V105H254ZM256 104H257V102H256ZM120 105H121V104H120ZM143 105H144V104H143ZM236 105H234V106H236ZM262 105H263V104H262ZM124 106H125V105H124ZM128 106H130V105H128ZM145 106H142V108L145 107ZM166 106H167V105H166ZM166 106L163 105L162 107H166ZM171 106H172V108H173V105H171ZM179 106H180V105H179ZM193 106H194V104H193ZM254 106H256V105H254ZM257 106L259 107L260 105L258 104ZM257 106H256V107H257ZM263 106H264V105H263ZM263 106H260V107L264 109ZM107 107H108V105H107ZM121 107H122V106H121ZM130 107H131V106H130ZM130 107H129V108H130ZM159 107H160V105H158V108H159ZM167 107H168V106H167ZM180 107H181V106H180ZM180 107H179V108H180ZM184 107H185V106H184ZM188 107H189V106H187V108H188ZM197 107H198V106H196L195 108H197ZM204 107H202V108H204ZM209 107H210V106H209ZM216 107H217V106H216ZM246 107H248V106H245V108L243 107V105L241 106V108L245 109V110H243V111H244V112L246 111L245 113L247 114V109H248V111H249L250 108H251V106H250V108H247V109H246ZM260 107H259V108H260ZM96 108H97V106H96ZM108 108H109V107H108ZM169 108H171V107H169ZM172 108H171V109H172ZM202 108H201V107L199 108L200 111H201V110L203 111ZM205 108H207V107H205ZM218 108H216V109H218ZM220 108H219V109H220ZM224 108H225V107H223V109H224ZM232 108H233V107H231V109H232ZM234 108H235V107H234ZM241 108L237 109L236 111H238V110L240 111ZM254 108H255V107H254ZM254 108L252 107L251 109L254 110ZM261 108H260V109H261ZM79 109H80V108H79ZM98 109H99V107H98ZM105 109L108 110L106 107H105ZM135 109H137V108H135ZM181 109H183V108H181ZM189 109H190V108H189ZM199 109H197V110H199ZM221 109H222V108H221ZM223 109L221 110V112H220V110H218V111L220 112V116L218 115V116L220 117V119H221V117L223 116V115L221 116V114L224 112ZM256 109L258 110V108H255V111H256ZM167 110H169V109H167ZM192 110H193V109H192ZM208 110H209V108H208ZM228 110H227V111H228ZM253 110H252V111H253ZM86 111H88V110H86ZM99 111H100V110H99ZM110 111H111V110H110ZM140 111H142V109H141ZM181 111H182V110H181ZM190 111H191V109H190ZM190 111H188V112H190ZM194 111H195V109H194ZM214 111H215V112H218V111L215 110V109H214L212 112H214ZM222 111H223V112H222ZM232 111H235V110H231V112H232ZM236 111H235V112H236ZM239 111H238V113H236V114H239ZM250 111H251V110H250ZM258 111H260V110H258ZM258 111H257V112H258ZM84 112H85V111H84ZM124 112H125V111H124ZM124 112H123V113H124ZM132 112H133V111H132ZM148 112H150V111H148ZM154 112L156 113V110H155ZM183 112H185V111H183ZM196 112H197V111H196ZM212 112H209V114L211 113V115H212ZM215 112H214V113H215ZM219 112H218V114H219ZM225 112H226V108H225ZM244 112L241 113L239 116H241V115L243 116V114L246 116V114H245ZM257 112H254V113H257ZM260 112H261L262 114H264L263 111H260ZM260 112H259V113H260ZM104 113H106V112H103V114H104ZM140 113H141V112H139V114H140ZM168 113H170V112H168ZM168 113H167V114H168ZM194 113H195V112H194ZM214 113H213V116H214L213 119L216 120V119L219 118V117H217L216 115H214ZM248 113H249V112H248ZM259 113H257L258 115L256 114V115L258 116V118H259ZM99 114H100V113H99ZM119 114H120V113H119ZM124 114H125V113H124ZM124 114H123V115H124ZM147 114H148V113H147ZM192 114H193V113H192ZM209 114H208V115H209ZM223 114H225V113H223ZM229 114H230V113H229ZM229 114L226 112L225 115H228V117H227L228 119L226 118L227 120H230V119H231L230 124L232 123V121L234 122V121H236L237 119L240 120V118H239L238 115H237V119L235 118V116H234L235 113L233 114V112H232V116H233L236 120H234V119L232 120L233 117H230V118H229ZM107 115L110 116L109 114H107ZM115 115H116V114H115ZM120 115H122V114H120ZM123 115H122V116H123ZM153 115H154V113H153ZM165 115H166V113H165L164 115H162V117L165 116ZM225 115H224V117H226ZM230 115H231V114H230ZM247 115L249 116V114H247ZM251 115H255V114H252V113H251ZM84 116H85V114H84ZM116 116H117V115H116ZM144 116H145V115H144ZM181 116H182V115H181ZM181 116H180V117H181ZM184 116H186V114H184ZM248 116H246L245 119H246ZM257 116H256V117H257ZM113 117H114V119L116 118V117L113 115L111 120H114ZM117 117H119V115H118ZM160 117H161V116H160ZM206 117H208V116H206ZM215 117H216V118H215ZM224 117H223L222 120L225 119ZM252 117H253V116H251V117H249V118H252ZM254 117H255V116H254ZM254 117H253L252 119H255L254 121H256L257 118H254ZM82 118H83V117H82ZM95 118H96V117H95ZM108 118H109V117H108ZM142 118H143V117H142ZM156 118H157V117H156ZM177 118H178V117H177ZM177 118H176V119H177ZM198 118H199V117H198ZM198 118H197V119H198ZM200 118H202V117H200ZM243 118H244V117H243ZM249 118H247V119H249ZM263 118H264V117L261 116L260 119H263ZM91 119H92V118H91ZM96 119H97V118H96ZM109 119H110V118H109ZM134 119H135V118H134ZM205 119H206V118H205ZM208 119H209V117H208ZM245 119H243V121H244ZM260 119H259V121H260ZM111 120H109V121L111 122ZM147 120H149V119H147ZM153 120H154V118H153ZM159 120H160V119H159ZM180 120H181V119H180ZM203 120H204V119H203ZM203 120H202L201 122H203ZM206 120H207V119H206ZM206 120H205V121H206ZM227 120H226V121H227ZM238 120H237V121H238ZM257 120H258V119H257ZM263 120H264V119H263ZM107 121H108V120H107ZM139 121H140V120H139ZM149 121H150V120H149ZM151 121H152V120H151ZM164 121H165V120H164ZM178 121H179V120H178ZM208 121H212V122H213V120H211V116H210V119H209ZM217 121H218V120H216V122H217ZM219 121H221V120H219ZM224 121H225V120H224ZM243 121H242V122H243ZM247 121H248V123H251V122H252L251 119H250L251 122H250L249 120H246L245 123H246ZM259 121H258V122H259ZM144 122H148V121H144ZM155 122H158V119H157V120L155 119ZM162 122H163V121H162ZM162 122H161L160 125L163 124ZM166 122H168V121H166ZM212 122H209V124L211 125ZM216 122H215V123H216ZM228 122H229V121H228ZM240 122H241V121H240ZM91 123H93V122L91 121ZM94 123H95V122H94ZM97 123H98V121H97ZM131 123H132V121H131ZM137 123H138V122H137ZM159 123H160V122H159ZM159 123H158V124H159ZM177 123H178V122H175L174 124L177 125ZM205 123L207 124L208 122H205ZM213 123H214V122H213ZM223 123H224V122H223ZM235 123H236V122H235ZM245 123H244V124H245ZM248 123H247V124H248ZM254 123H255V122H254ZM254 123H253V124H254ZM256 123H257V122H256ZM156 124H157V123H155V125H156ZM194 124H196V123L194 122L193 124L189 125V127L192 126V125H194ZM203 124H204V123H203ZM203 124H200V125H202V126H206V127H208L207 125H209V124H207V125H203ZM224 124L226 125L227 123H224ZM233 124H234V123H233ZM233 124H232V125H233ZM238 124H239V123H238ZM238 124H237V125H238ZM247 124H245V125L247 126ZM251 124H252V123H251ZM253 124H252V125H253ZM261 124H263V123H261ZM94 125H95V124H94ZM130 125H131V124H130ZM132 125H133V124H132ZM132 125H131V126H132ZM232 125H231V127H232ZM237 125H236V126H237ZM239 125H240V124H239ZM242 125H243V124L241 123V126H242ZM245 125H244V126H245ZM252 125H251V126H252ZM254 125H255V124H254ZM96 126H97V125H96ZM171 126H172V125H171ZM212 126H213V125H212ZM226 126H227V125H226ZM236 126L234 125V127H236ZM241 126H238V128L241 127ZM251 126L249 125L248 127L251 128ZM80 127H81V125H80ZM143 127H144V126H143ZM145 127H146V126H145ZM145 127H144V128H145ZM160 127H162V126H160ZM160 127H159V128H158V127H155V128H154V131H156V128L159 129V130H157V132L160 131ZM178 127H179V125L177 126V128H178ZM213 127H214V126H213ZM227 127H230V125H228ZM248 127H246L245 129H247ZM253 127H254V126H253ZM255 127H256V126H255ZM258 127H260V124L257 126V128H258ZM151 128H153V127H151ZM151 128H149V129L152 130ZM167 128H169V127L167 126ZM179 128H180V127H179ZM179 128H178V129H179ZM199 128H200V127H199ZM204 128H205V127H204ZM204 128H202V129H204ZM263 128H264V127H263ZM169 129H170V128H169ZM178 129H177V130H178ZM181 129H182V127H181ZM208 129H209V128H208ZM208 129H207V130H208ZM212 129H213V128H212ZM212 129H211V127H210L209 130H210V133L213 135L212 137H214V135H215V134L217 135L218 133H215V131H212ZM229 129H231V131H232V130H233V127H232V128H229ZM229 129H226V131L228 132ZM236 129H237V128H236ZM236 129H234V130H236ZM242 129H243V128H241L240 131H238L239 129H237V130H236V133H237V131H238L239 133L242 131V133H243V130H242ZM248 129H249V128H248ZM252 129H253V128H252ZM260 129L262 130V127H261ZM260 129H259V131H260ZM128 130H129V129H128ZM144 130H145V129H144ZM147 130H148V129H147ZM189 130H190V129H189ZM209 130H208V131H209ZM213 130H214V129H213ZM234 130H233V131H234ZM255 130H256V129H255ZM263 130H264V129H263ZM166 131H167V130H166ZM190 131H191V130H190ZM202 131H204V130H202ZM208 131H205V132H204V133H205V134H204L205 136L202 135V137H204V140H205V137H206V135H207L206 132H208ZM245 131H246V130H245ZM247 131H248V130H247ZM250 131H251V130H250ZM250 131H249V132H250ZM147 132H148V131H147ZM150 132H151V134L153 133V131H150ZM157 132H156V134H157ZM163 132H164V131H163ZM249 132H247V134H248ZM261 132H263V131H261ZM261 132H260V133L258 132V135L261 134ZM154 133H155V132H154ZM214 133H215V134H214ZM228 133H231V132H228ZM234 133H235V132H234ZM234 133H231V134L235 135ZM242 133H241V134H242ZM245 133H246V132H245ZM254 133L257 134V130L254 131ZM263 133H264V132H263ZM211 134H209V135L211 136ZM220 134H221V133H220ZM224 134L227 135V136H229V138H228L229 140H230V137L233 136V135H231V134H230V135H231V136H230V135L226 134L225 132H224ZM224 134H222V135H224ZM252 134H253V133H252ZM252 134H251V136L249 135L250 137L247 136L248 139H249V138H252ZM142 135H143V133H142ZM145 135H146V134H145ZM225 135H224V138L226 137ZM239 135H240V134H238V135L236 134V138L234 139L235 136H233V139H234V140H237V138H238L237 136H239ZM242 135H244V134H242ZM149 136H150V138L153 137V135H152V136L149 135ZM149 136H148V137H149ZM182 136H183V135H182ZM182 136H181V137H182ZM196 136H197V135H196ZM207 136H208V135H207ZM220 136H221V135H220ZM245 136H246V134H245ZM142 137L144 138L145 136H142ZM183 137H184V136H183ZM212 137H211V138H212ZM216 137H219V135L216 136ZM222 137H223V136H222ZM241 137H242V136L240 135V138H241ZM260 137H264V135H263V136H260V135H259V138H257V137H253V138H254V139L257 138V141H262V142H263L264 139H261V140H260ZM143 138H142V139H143ZM154 138H156V136H155ZM154 138H153V139H154ZM206 138H207V137H206ZM211 138H210V139H211ZM231 138H232V137H231ZM242 138L244 139V142H245V141H246V139H245L246 137H245V138L242 137ZM144 139H145V138H144ZM146 139H147V137H146ZM153 139H149V140H151V142H152ZM178 139H181V138H178ZM183 139H184V138H183ZM189 139H190V138H189ZM200 139H201V136H200ZM202 139H203V138H202ZM207 139H208V138H207ZM210 139H209V140H210ZM217 139H218V138H217ZM217 139H216V138L211 139V140H215V141H212L213 144L215 143V144H214L215 146H216V143L219 141V140H217ZM222 139H223V138H222ZM228 139H227V142H228ZM238 139H239V138H238ZM248 139H247V143L249 142ZM258 139H259V140H258ZM149 140H148V141H149ZM187 140H188V139H186V141H187ZM224 140H226V139H224ZM231 140H232V139H231ZM234 140H233V141H234ZM240 140H241V139H239V141H240ZM250 140H252V139H250ZM177 141H178V140H177ZM180 141H181V140H180ZM186 141H185V142H186ZM189 141H190V140H189ZM189 141H188V143H189ZM206 141H207V140H205V141L202 140L203 143H205ZM216 141H217V142H216ZM220 141H221V137H220ZM220 141H219V143H222V142H220ZM222 141H223V140H222ZM233 141H231V144H233L232 148L234 147L235 144H238V142H239V141H238V142L235 141V142H237V143H233ZM242 141H243V140H241L240 142H242ZM254 141H255V140H254ZM199 142H201V140H199ZM202 142H201V143H198V142H197V143H198V144H202ZM207 142H208V141H207ZM212 142H210V144L208 143L207 146H208V147H211V146H212V145H211ZM223 142H224V143H227L226 141H223ZM229 142H230V141H229ZM229 142H228V143H229ZM244 142H243V143H244ZM255 142H256V141H255ZM145 143L147 144L148 142L146 141ZM171 143H172V145H173L174 141L171 142ZM175 143H176V142H175ZM219 143H218V144H219ZM228 143L226 144L227 146L230 144V143H229V144H228ZM247 143L245 142V144H247ZM249 143L251 144V141H250ZM249 143H248V145H249ZM150 144H151V143H150ZM183 144H185V143H183ZM231 144H230V145H231ZM239 144H240V146H241L242 143H239ZM239 144H238V147L235 146L237 149H240V148H239ZM252 144H253V143H252ZM252 144H251V146L249 145V147H248V145H247V146L245 145V146H242V147H246V148H248V150H250V147H252V148H251V150H252L253 148L256 147V146H254L255 143L253 144V146H252ZM169 145H170V143H169ZM179 145H180V144H179ZM210 145H211V146H210ZM221 145H224V144H220V146H221ZM242 145H243V144H242ZM256 145H260V144H256ZM38 146H39V145H38ZM38 146H37V147H38ZM142 146H143V145H142ZM186 146H188V145H186ZM193 146H195V144H194ZM198 146H199V148H201L202 145H198ZM198 146H197V147H198ZM204 146H206V144H204L203 147H204ZM207 146H206V147H207ZM215 146L212 147L213 149L215 148L214 150H216V147H215ZM263 146H264V143H263ZM33 147H34V146H33ZM145 147H146V146H145ZM171 147H172V146H171ZM173 147H174V146H173ZM173 147H172V148H173ZM177 147H179V146H177ZM191 147H192V146H191ZM191 147H190V148H191ZM203 147H202V148H203ZM208 147H207V148H208ZM223 147H226V146H223ZM229 147H230V146H229ZM235 147H234V148H235ZM261 147H262V143H261ZM169 148H170V147H169ZM186 148H187V147H185L184 149H186ZM199 148H197V149H199ZM207 148H205V150H206ZM220 148L222 149V146H221ZM220 148H219V149H220ZM226 148H227V147H226ZM230 148H231V147H230ZM257 148H260V147H256L255 150H256ZM37 149H38V148H37ZM37 149H35V150H37ZM39 149H40V148H39ZM39 149H38V150H39ZM166 149H167V148H166ZM166 149H165V150H166ZM173 149H174V148H173ZM173 149H172V150H173ZM184 149H183V151H184ZM197 149H196V150H197ZM203 149H204V148H203ZM237 149H236V150H237ZM260 149H261V151L258 149L256 152L253 150V152H255V154H256L257 152H259V151L262 152V151L264 150V148H260ZM262 149H263V150H262ZM35 150L33 149V152H34ZM38 150H37V151H38ZM165 150H164V152H166L165 154H167L168 152L165 151ZM205 150H203V151H205ZM214 150H213V151H214ZM228 150H229V148H228ZM236 150H235V152H234V149H233V152H231V153H229V154H231V156H232V154L235 153V156H236L237 158H239V160L242 161L243 158L241 157V159H240V157H239V156H242V154L239 155V156H237V154H236ZM244 150H245V149H244ZM248 150H247V151L245 150V151L249 153ZM158 151H159V150H158ZM181 151H182V150H181ZM189 151H190V150L188 149V152H189ZM203 151H202V149H201V152H203ZM208 151H210V149H209V150H206V152H208ZM218 151H219V150H218V148H217V151H216V152L219 153ZM226 151H227V149H226ZM231 151H232V150H231ZM240 151L243 152V150H240ZM245 151H244V152H245ZM39 152H40V151H39ZM169 152H171V151L169 150ZM177 152H178V151H176L175 154H177ZM196 152H197V151H196ZM196 152L194 151V154H195ZM199 152H200V151L198 150V154H199ZM210 152H212V151H210ZM210 152H209V153H210ZM216 152L212 153L211 156L209 155V153H205V152H204V153H205L206 155L208 154L209 157H210V160H211L212 158H214L213 156H214V154H215ZM221 152H222V151H221ZM224 152H225V149H224ZM228 152H229V151H228ZM237 152L239 153L238 150H237ZM242 152H241V153H242ZM244 152H243V155H245ZM251 152H252V151H251ZM251 152H250V153H251ZM260 152H259V153H260ZM35 153H36V151H35ZM37 153H38V152H37ZM37 153H36V154H37ZM156 153L158 154V152H156ZM160 153L162 154V156L164 155V153H162V152H160ZM160 153H159V154H160ZM172 153L174 154V150H173ZM179 153H180V152H179ZM182 153H183V152H182ZM250 153H249V154H250ZM263 153H264V152H263ZM83 154H84V153H83ZM157 154H155V155H157ZM173 154H171V155L169 154L168 156H165L166 159L168 160L169 156H171V158H173V156H175V154H174V155H173ZM196 154H197V153H196ZM200 154H201V153H200ZM222 154H225V153H222ZM229 154H228V155L226 154V155H227V158H228V156H230ZM249 154H247V155H249ZM253 154H254V153H253ZM255 154H254V155H255ZM257 154H258V153H257ZM257 154H256V155H257ZM21 155H22V154H21ZM32 155H33V154H32ZM153 155H154V154H153ZM153 155H152L151 157H153ZM178 155H179V154H178ZM180 155H181V154H180ZM208 155H207V156H208ZM212 155H213V156H212ZM36 156H37V155H36ZM159 156H160V155H159ZM159 156H158V158H159ZM181 156H182V155H181ZM194 156H195V155H193V157H194ZM196 156H198V155H196ZM204 156H205V155H203V158H204ZM222 156H223V155H222ZM235 156L233 155V157H235ZM250 156H251V157L248 156L249 159L252 158V155H250ZM263 156H264V154H263ZM26 157H27V155H26ZM156 157H157V156H156ZM156 157H155V158H156ZM160 157H161V156H160ZM167 157H168V158H167ZM184 157H187V156L184 155ZM188 157H189V160H190V156H188ZM188 157H187L186 159H188ZM193 157H191V158H193ZM200 157H201V156H200ZM200 157L198 156L197 158H200ZM211 157H212V158H211ZM215 157H216V156H215ZM236 157H235V159L233 158L232 160H233V161L236 160V159H237ZM246 157H247V156H246ZM254 157H255V156H254ZM254 157H253V158H254ZM257 157L262 158V156H259V155H258ZM20 158H21V157H20ZM80 158H81V157H80ZM148 158H149V157H148ZM158 158H157L158 161H159V159L161 160V158H159V159H158ZM171 158H169V160H170ZM176 158H179V157H176ZM176 158H175V159H176ZM197 158H196V159H197ZM205 158H206V157H205ZM219 158H220V156H219ZM223 158H224V157H223ZM255 158H256V157H255ZM23 159H24V158H23ZM150 159H152V158H150ZM150 159H147V160L145 161L144 164H146L147 161L150 160ZM153 159H154V157H153ZM166 159H165V160L162 159L163 162L165 161L164 163L162 162V160H161L160 162H158V163H157V160H156V162H155V160H154V163H156L155 166H156L157 164H159V163L162 162V167H163V168H164V166L167 167L168 164H167V165H163V164H166V163H167V160H166ZM175 159L173 160L174 162L172 161V162H173V163H172L173 165H174V163H176V162H175ZM181 159H183V158H181ZM181 159H180V160H181ZM186 159H185V160H186ZM193 159H194V158H193ZM200 159H202V158H200ZM208 159H209V158H208ZM225 159H226V158H225ZM244 159H245V157H244ZM257 159H258V158H257ZM257 159H255V160H257ZM171 160H172V159H171ZM176 160L178 161V159H176ZM180 160H179V161H180ZM191 160H192V159H191ZM194 160H195V159H194ZM194 160H193V162H194ZM197 160L199 161V159H197ZM206 160H207V158L203 160V161H205V162H203V163H204V165H206V164L209 163V168H210V167H211V166H210V163L212 164V163H214V162H211V161L208 162V161H207V162H208V163H207ZM214 160H215V158H214ZM216 160H217V159H216ZM221 160H223V162H224V161L226 162V160H224V159H220V162H221ZM228 160H229V158L227 159V161H228ZM245 160L247 161V158H246ZM255 160H254V161H255ZM141 161H143V160H141ZM141 161H140V162H141ZM179 161H178V162H179ZM229 161H231V158H230ZM233 161H231V162L233 163ZM237 161H238V160H237ZM246 161H244L245 164H246ZM250 161H251V160H249V162H250ZM261 161H262V160H261ZM261 161H260V164H262ZM140 162H139V164H140ZM152 162H153V161H152ZM168 162H169V161H168ZM170 162H171V161H170ZM178 162H177V166L180 167L181 162H180V164H178ZM182 162H183V161H182ZM189 162H190V161H188V163H189ZM199 162H202V161H199ZM216 162H217V161H216ZM220 162H218V164H216V165H219ZM239 162H240V161H239ZM247 162H248V161H247ZM249 162L247 163V167H248V169H249V166L252 167V166H251L252 164H249ZM252 162H253V161H252ZM258 162H259V161H258ZM258 162H257V163H258ZM262 162H264V160H263ZM150 163H151V162H150ZM150 163L148 164V166L150 165ZM185 163H186V162H185ZM194 163L196 164L197 162H194ZM203 163H202V164H203ZM221 163H222V162H221ZM221 163H220V164H221ZM228 163H230V162H228ZM234 163H235V162H234ZM253 163H254V162H253ZM257 163H256V164H257ZM139 164L137 163L138 166H139ZM191 164H193V163H191ZM195 164H194V166H195ZM198 164H199V163H198ZM202 164H200V165H202ZM225 164L228 165L227 162H226ZM235 164H236V163H235ZM235 164H233V165H235ZM237 164H238V162H237ZM243 164H244V163H243ZM245 164H244V165H245ZM256 164H255V165H256ZM260 164H258V165H260ZM137 165H136V166H137ZM152 165H154V164H152ZM160 165H161V164H160ZM160 165H158V166L160 167ZM173 165H172V167H171L170 164H169V166L171 167V169H173V167L176 166V164H175L174 166H173ZM182 165H183V164H182ZM200 165H199V167H200ZM230 165H231V164H230ZM233 165H232V166H233ZM238 165H239V164H238ZM244 165H243V167H244ZM258 165H256V167H257ZM128 166H129V165H128ZM141 166H143V164H142ZM148 166H146V167H147V169H146L147 172H150V171L153 172L152 170H154L153 173H154V175H156V174H155V169H152V170H151L150 168L148 169ZM155 166H153V168H154ZM158 166L155 167V168H158V169H159ZM184 166H185V165H184ZM212 166H213V165H212ZM214 166H215V164H214ZM220 166L223 167V163H222V165H219V167L216 166V168H218V169L221 168V169H222V167H220ZM240 166L242 167V165H240ZM240 166H238V167L240 168ZM260 166H261V165H260ZM143 167H144V166H143ZM149 167H150V166H149ZM185 167L187 168V166H185ZM189 167H191V166H189ZM205 167L207 168L208 166L206 165V166H204V167H202V168H205ZM224 167H226V166L224 165ZM228 167H229V166H228ZM228 167H227V168H228ZM236 167H237V166H236ZM245 167H246V165H245ZM254 167H255V166H254ZM254 167H253V168H254ZM132 168H133V167H132ZM134 168H135V166H134ZM163 168H162V169L160 168V169L163 170ZM176 168H177V167H175V169H176ZM182 168H183V166H182ZM182 168H179V170H176V171H177L178 173H179V171H183V170L185 171V169L182 170ZM192 168H193V167H192ZM192 168H190V169H192ZM200 168H201V167H200ZM202 168H201V169H202ZM230 168H231V166H230ZM234 168H235V167L233 166L232 169H234ZM259 168H260V167H259ZM144 169H145V168H143V170H144ZM158 169H156V170H158ZM160 169H159V171H160ZM166 169H167V168H166ZM175 169H174V170H175ZM187 169H188V168H187ZM194 169H195V168H194ZM194 169H193V170H194ZM196 169H199V168H196ZM221 169L219 170V172L221 171ZM242 169H243V168H242ZM242 169H241V168H240V169L237 168V170H242ZM244 169H245V168H244ZM248 169H247V170H248ZM261 169H262V168H261ZM30 170H31V169H30ZM137 170L140 171L141 169H140V170L137 169ZM148 170H149V171H148ZM193 170H192V171H193ZM203 170H205V169H203ZM203 170H202V171H203ZM211 170H213V169H211ZM211 170H210V171H211ZM227 170H228V169H227ZM229 170H230V169H229ZM235 170H236V169H235ZM235 170H232L233 173L237 171V170H236V171H235ZM252 170H253V169H252ZM262 170H263V169H262ZM138 171H137L136 173H138ZM169 171H170V173H171L172 170L169 169ZM189 171H190V170H189ZM196 171H197V174H198V171H199V170H196ZM206 171H207V169H206ZM215 171H217V170H215ZM215 171H214V172H215ZM242 171H243V170H242ZM250 171H251V168H250L249 171H247V172H250ZM253 171H254V170H253ZM256 171H257V169H255V172H256ZM263 171H264V170H263ZM263 171H262V173H263ZM45 172H46V171H45ZM60 172H61V171H60ZM141 172H142V170H141ZM145 172H146V171H145ZM151 172L146 174V178H147V179L150 178L149 180L146 179V181H147V182L150 181V182H148L147 184L150 183V184L152 185V187H151V185H150V187L148 188V190H149L148 192H150V193L152 194V192L150 191V188H152V189H153V187L157 188V187L155 186V184H156V182L159 180L160 176H157V175L155 176V177H156L155 180H157V179H158V180H157V181H154L155 184H153V183H151L152 180H153V179L151 180V176H152V175H151V174H152ZM156 172H158V171H156ZM177 172H176V173H177ZM194 172H195V171H194ZM200 172H201V171H200ZM208 172H209V171H208ZM208 172H204V173H208ZM212 172H213V171H211L210 173H212ZM219 172H218V173H219ZM224 172L227 173L226 171H224ZM224 172H223V173H224ZM230 172H231V171H230ZM244 172H246V170H245ZM244 172H243V173L241 172V173H242L241 175H244V174H245ZM251 172H252V171H251ZM251 172H250V173H251ZM257 172H258V174H259V170H258ZM160 173H161V178H160L161 181H159V182H162V179H164V180L166 181V179L163 178V176H162V174H163V175H166V174H165L166 172L164 171V173H163V171H161ZM186 173H189V172L187 171ZM192 173H193V172H192ZM195 173H196V172H195ZM215 173H216V172H215ZM221 173H222V172H221ZM223 173H222V174H223ZM228 173H229V172H228ZM231 173H232V172H231ZM233 173H232V174H233ZM252 173H253V172H252ZM47 174H48V173H47ZM47 174H46V175H47ZM138 174H140V173H138ZM149 174L151 175L150 177H149ZM157 174H158V173H157ZM174 174H175V171H174L173 175H174ZM190 174H191V173H190ZM197 174H195V175H197ZM208 174H209V173H208ZM229 174H230V173H229ZM237 174H238V173H237ZM237 174H235V175H237ZM247 174H248V173H247ZM258 174H257V175H258ZM136 175H137V174H136ZM136 175H135V176H136ZM143 175H145V174H143ZM147 175H148V176H147ZM158 175H159V174H158ZM186 175H187V174H186ZM191 175H192V174H191ZM195 175H194V176H195ZM199 175H200V173H199ZM205 175H206V174H205ZM225 175H228V174H225ZM257 175H256V176H257ZM135 176H134V177H135ZM189 176H190V175H189ZM197 176H198V175H197ZM200 176H202V178L205 177V176H203V175H200ZM206 176L210 177L209 175H206ZM212 176H213V175H212ZM231 176H232V175H230V178H228V177H229V175H228V177H226V178L231 179V183H234V182H232V179H233V178L235 179V176H234L233 178H232ZM238 176H239V175H238ZM238 176H237V178H238ZM244 176H245V175H244ZM244 176H243V177H244ZM248 176H249V175H248ZM259 176H261V174L258 175L256 179H259V178H260ZM262 176L264 177V174H263ZM57 177L59 178V176H57ZM99 177H100V176H99ZM144 177H145V176H144ZM144 177H143V178H144ZM155 177H153V178H155ZM158 177H159V178H158ZM187 177H188V176H187ZM187 177H186V178H187ZM243 177H241L242 180H243V179H244V180L248 179V178H246V177H245V178H243ZM258 177H259V178H258ZM140 178L142 179V176H141ZM140 178H139V180H140ZM184 178H185V177H184ZM188 178H189V177H188ZM191 178H192V176H191ZM191 178H190V179H191ZM195 178H196V177H195ZM195 178H194V179H195ZM198 178H199V176H198ZM200 178H201V177H200ZM216 178H217V177H216ZM218 178H219V177H218ZM241 178L239 177L240 180H241ZM250 178H251V177H250ZM250 178H249V180H250ZM254 178H255V177H254ZM43 179H44V178H43ZM43 179H42V181H43ZM45 179H46V178H45ZM133 179H134V178H133ZM192 179H193V178H192ZM206 179H208V181L211 182V181L209 180V178L206 177ZM206 179H203V180L205 181ZM228 179H225V180H228ZM234 179H233V181H234ZM239 179H237L236 182H238ZM252 179H253V178H251V180H252ZM256 179H255V182H256ZM261 179L263 180L262 177L260 178V180H261ZM131 180H132V179H131ZM136 180H137V179H136ZM139 180H137V181H139ZM144 180H145V178H144ZM182 180H183V179L181 178V181H182ZM203 180H202V179H201V180H200V179H199V180L196 179V181H198V182H200V181L204 182ZM212 180H213V179H212ZM215 180H216V179H215ZM222 180H224V179H222ZM222 180H221V181H222ZM225 180H224V182H227V181H225ZM235 180H236V179H235ZM262 180H261V181H262ZM53 181H54V180H53ZM129 181H130V180H129ZM132 181H133V180H132ZM137 181H136V183H139V182H137ZM141 181H143V179L140 180V184H138V187H139V185H140V186L142 185V182H141ZM146 181H143V182H145V184L142 185V186H146ZM190 181H191L192 183H195V181H194V182H193L192 180H190ZM206 181H207V180H206ZM229 181H230V180H229ZM40 182H41V181H40ZM114 182H115V181H114ZM182 182H183V181H182ZM184 182H186V180H184ZM198 182H196L195 184H197V185L200 184V183H198ZM222 182H223V181H222ZM240 182H241V181H240ZM240 182H239V183H240ZM251 182H254V181L252 180ZM258 182H259V181L257 180L256 183H258ZM127 183H129V182H127ZM127 183H125V184L127 185ZM132 183L134 184L135 182H132ZM136 183H135V184H136ZM187 183H188V182H187ZM187 183H186V187H187ZM205 183H206V182H205ZM211 183H213V182H211ZM211 183H210V184H211ZM220 183H221V182H220ZM228 183H229V182H228ZM231 183H229V184H230L229 187H228V188H230L229 190H232L231 188L234 187V186H233L234 184L231 185ZM241 183H242V182H241ZM246 183H247V182H246ZM41 184H42V182H41ZM44 184H45V183H44ZM162 184H163V185H162ZM184 184H185V183H184ZM190 184H191V183H190ZM203 184H204V183H203ZM206 184H207V183H206ZM215 184H216V182H215ZM236 184H237V183H235V185H236ZM247 184H248V183H247ZM250 184H252V183H250ZM253 184H254V183H253ZM262 184H263V183H262ZM262 184H261V186H262ZM47 185H48V184H47ZM153 185H154V186H153ZM156 185L158 186V185H160V184H156ZM227 185H228V184H227ZM237 185L239 186V184H237ZM35 186H36V185H35ZM44 186H45V185H44ZM134 186H135V185H134ZM147 186H148V185H147ZM147 186H146V187H147ZM161 186H164V182L161 183ZM184 186H185V185H184ZM195 186H196V185H194V187H195ZM199 186H202V183H201V185H199ZM204 186H205V185H204ZM209 186H211V185H209ZM214 186H216V185H214ZM232 186H233V187H232ZM238 186H237V187H238ZM246 186H247L248 189L245 188V189H244V192H246V189H247V191H248V190L251 191V190L249 189V186H248V185H246ZM246 186H245V187H246ZM254 186H255V185H254ZM263 186H264V184H263ZM45 187H47V186H45ZM50 187H52V186H50ZM123 187H124V185H123ZM138 187L135 188V189H136V193H137V194L139 193V196L142 195V193H144V195H145V192H143L144 190H143V191L141 190V191H142L141 194H140V192H137V191H138V189H137ZM158 187L160 188V186H158ZM192 187H193V185H192ZM192 187L190 186V190H191ZM194 187H193V188H194ZM197 187H198V186H197ZM197 187H195V189H197ZM205 187H207V186H205ZM220 187H221V185H220ZM223 187H225V186L223 185ZM226 187H227V186H226ZM240 187H241V186H240ZM251 187H253V185H251ZM131 188H132V187H131ZM131 188H130L129 190H131ZM133 188H134V187H133ZM139 188H140V187H139ZM141 188H142V187H141ZM141 188H140V189H141ZM143 188H144V187H143ZM155 188H154L153 190H155ZM173 188H174V187H173ZM208 188H209V187H208ZM208 188H207V190H208ZM235 188H236V187H235ZM238 188H239V187H238ZM257 188H260V190H261V187H260V186L258 187V185H257ZM263 188H264V187H262V189H263ZM30 189H31V188H30ZM37 189H38V188H37ZM37 189H36V190H37ZM47 189H49V191H50V188H47ZM47 189L44 190L45 193H46ZM140 189H139V191H140ZM144 189L147 190L146 188H144ZM152 189H151V190H152ZM160 189H161V188H160ZM160 189L157 188L158 191H159ZM199 189H200V188H199ZM201 189H202V188H201ZM203 189H204V187H203ZM222 189H223V188H222ZM251 189H252V188H251ZM253 189H254V188H253ZM126 190H128V189H125V191H126ZM129 190H128V191H129ZM153 190H152V191H153ZM157 190H156V191H157ZM163 190H164V189H163ZM166 190H167V189H166ZM188 190H189V189H188ZM207 190H205V191H207ZM254 190H256V189H254ZM254 190H252L253 192H252L251 194H249V193L247 194V192L244 193V194L241 192V194L244 195V196H246V194H247V196H251V195H254V194L256 193V191H255V193H254ZM260 190H259V192H260ZM39 191L41 192V190H39ZM117 191H118V190H117ZM122 191H124V190H122ZM128 191H127V192H128ZM168 191H169V190H168ZM168 191H167V192H168ZM194 191H195V190H194ZM194 191H193V193H194ZM199 191H200V190H199ZM201 191H202V190H201ZM214 191H215V190H214ZM217 191H218V190H217ZM235 191H236V190H235ZM238 191H240V190H238ZM262 191H263V190H262ZM262 191H261V193H260V194H261V196H260V194H259V192H258V190H257V192H258V196H257V194H256V196H257V197L260 196V197L262 198V194L264 193V192L262 193ZM119 192H120V191H119ZM134 192H135V190H134ZM167 192H165V193H167ZM170 192H172V190H171ZM173 192H174V190H173ZM176 192H177V190H176ZM176 192H175V193H176ZM191 192H192V190H191ZM211 192H212V191H210V194H211ZM45 193L43 192V194H45ZM47 193H48V191H47ZM150 193H149V195H151ZM153 193L155 194L154 191H153ZM163 193H164V192H163ZM206 193H208V192H206ZM206 193H205V194H206ZM213 193H214V192H213ZM213 193H212V194H213ZM217 193L219 194V192H217ZM220 193H221V192H220ZM41 194H42V193H41ZM124 194H125V193H124ZM130 194H131V193H130ZM167 194H169V192H168ZM172 194H174V193H172ZM172 194H171V195H172ZM177 194H178V193H177ZM199 194H200V193H198V194H196V195L198 196ZM205 194L203 193V195H201V196L204 197ZM212 194H211V195H212ZM214 194H216V193H214ZM223 194H225L226 197H227V194H229V193H227V194H226V193H223ZM239 194H240V193L237 192V195H239ZM241 194H240V195H241ZM38 195H40V193H39ZM134 195H136V194H134ZM144 195H143V196H144ZM149 195H148V196H149ZM164 195H165V194H164ZM196 195H193V196H196ZM229 195H230V194H229ZM136 196H137V195H136ZM136 196H135V197H136ZM148 196H147L148 201L146 200L147 202H149V200L152 199L151 196H149L150 199H149ZM152 196H154V195L152 194ZM155 196H156V195H155ZM155 196H154V198H155ZM166 196L169 197V195H166ZM193 196H192V197H193ZM201 196H200V197H201ZM209 196H210V195H209ZM217 196H219V195H217ZM221 196H222V195H221ZM230 196H231V195H230ZM234 196H235V195H233V197H234ZM244 196H243V197H244ZM263 196H264V194H263ZM48 197H49V195H48ZM50 197L52 198V195H51ZM122 197H123V196H122ZM129 197H130V196H129ZM140 197H142V196H140ZM170 197H171V196H170ZM176 197H177V195H176ZM200 197H199V199H200ZM228 197H229V196H228ZM254 197H255V196H254ZM42 198H44V197H42ZM42 198H41V199H42ZM136 198H137V197H136ZM136 198H134V199L136 200ZM172 198H173V196H172ZM174 198H175V195H174ZM178 198L180 199L181 197L178 196ZM190 198H191V197H189V200H190ZM194 198H195V197H194ZM208 198H210V201H211V200H212V201L216 200V199H214L215 197L213 198L214 200L211 199V197H208V196H207V199H208ZM244 198H245V197H244ZM244 198L241 199V196H240V197L238 196V197H237V200L239 199L238 202L245 201L246 198H245V199H244ZM248 198H249V197H247V199H248ZM251 198H252V197H251ZM261 198H260V199H261ZM142 199H143V198H142ZM142 199H141V200H142ZM145 199H146V195H145ZM169 199H170V198H169ZM175 199H177V198H175ZM184 199H185V198H184ZM184 199H182V200H183V203H184ZM191 199H192V198H191ZM196 199H197V198H196ZM201 199H202V198H201ZM204 199H206V198H204ZM225 199L228 200V198H225ZM225 199H224V200H225ZM235 199H236V197H235ZM235 199H233V200H231V201L229 202L231 207H232V205H233V206H234V205L236 206V203H237V202L234 203V204H231ZM240 199H241V201H240ZM255 199H256V198H255ZM257 199H259V198H257ZM257 199H256V200H257ZM260 199H259V200H260ZM138 200H140V198H139ZM153 200H154V199H153ZM180 200H181V199H180ZM182 200H181V201H182ZM186 200H188V198H187ZM186 200H185V202H187ZM202 200H203V199H202ZM208 200H209V199H208ZM229 200H230V199H229ZM249 200H250V199H249ZM256 200H255V202H256ZM131 201H132V200H131ZM131 201H130V202H131ZM143 201H144V200H143ZM170 201H171V199H170ZM173 201H176V200L173 199ZM216 201H217V200H216ZM235 201H236V200H235ZM257 201H258V200H257ZM132 202H133V201H132ZM132 202H131V204H132ZM144 202H145V201H144ZM144 202H143V203H144ZM176 202H177V201H176ZM188 202H189V201H188ZM214 202H215V201H214ZM214 202H212V203L214 204ZM219 202H220V201H219ZM263 202H264V201H263ZM44 203H45V202H44ZM135 203H136V205H138L139 203H142V202L140 201V202H135ZM172 203H173V202H172ZM178 203H179V202H178ZM178 203H177V204H178ZM180 203H181V202H180ZM183 203H182V205H184ZM189 203H190V202H189ZM216 203L218 204V201H217ZM216 203H215V205H216ZM227 203H228V202H226V204H227ZM243 203H244V202H243ZM243 203H241L240 206L243 205ZM249 203H250V202H248V200H247V202H246L245 204L248 205ZM251 203H252V202H251ZM261 203H262V202H261ZM170 204H171V203H170ZM187 204H188V203H187ZM202 204H203V206L206 205V204L209 205L208 202H207V203H204V202H203ZM245 204L243 205L244 207H245ZM254 204H255V203H254ZM254 204L252 203L251 206H253ZM134 205H135V204H134ZM136 205L134 206L135 208H136ZM141 205H142V204H140V208L143 209V210H145V208H142V207L145 206V203H144V206L141 207ZM146 205H147V204H146ZM149 205H150V208L148 207ZM171 205H172V207H173V204H171ZM171 205H170V206H171ZM208 205H207V206H208ZM218 205H220V203H219ZM227 205H228V204H227ZM247 205H246V208H247ZM249 205H250V204H249ZM151 206H152V205H151V202L146 206V207L149 208V211H150V209H152V207H153V206H152V207H151ZM170 206H168V205L166 206V211L168 210V208H170ZM174 206H176V205H174ZM180 206H181V204H180ZM184 206H185V205H184ZM184 206H183V207H184ZM210 206H212V204H211ZM221 206H222V205H221ZM243 206H241L240 208H243ZM138 207H139V206H138ZM167 207H168V208H167ZM177 207H178V209H179V206H177ZM201 207H202V206H200V208H201ZM208 207H209V206H208ZM208 207H206V208L209 210L211 207H209V208H208ZM238 207H239V205L237 206V208H238ZM132 208H133V207H132ZM132 208H131V210H132ZM140 208H138V209L140 210ZM155 208H156V207H155ZM186 208H187V206H186ZM202 208H203V207H202ZM232 208H233V207H232ZM248 208L251 209V207H248ZM133 209H134V208H133ZM171 209H172V208H170V210H171ZM178 209H177V210H178ZM181 209H182V208H181ZM184 209H185V207H184ZM187 209H188V208H187ZM230 209H231V208H230ZM234 209L236 210V207H235ZM243 209L245 210V208H243ZM243 209H241V210H243ZM249 209H248V210H249ZM258 209H259V208H257V210H258ZM139 210H138V211H139ZM143 210H142V211H143ZM147 210H148V209H147ZM147 210H146V211H147ZM156 210H157V209H156ZM170 210H168V211H170ZM174 210H176V208H174ZM179 210H180V209H179ZM192 210H193V209H192ZM198 210H200V209L198 208ZM226 210H227V208H226ZM228 210H229V209H228ZM239 210H240V209H239ZM241 210L239 211L240 214L243 213V211L241 212ZM252 210H253V209H252ZM34 211H35V210H34ZM38 211H39V210H38ZM128 211H129V210H128ZM128 211H127V212H128ZM134 211H137V209L134 210ZM154 211H155V209H154V207H153L152 212H154ZM180 211H181V210H180ZM180 211H179V215H180ZM188 211H190V210L188 209ZM194 211H195V210H194ZM196 211H197V210H196ZM196 211H195V213H196ZM204 211H205V209H204ZM209 211H210V210H209ZM218 211H219V210H218ZM223 211H224V208H223L222 212H219L218 214L220 215V213H221L222 215H225V212H226V211H225V212H223ZM236 211H237V210H236ZM245 211H247V210H245ZM245 211H244V213H245ZM254 211H255V208H254ZM254 211H253V212H254ZM140 212H141V211H140ZM152 212H148V213H151V215L148 214L147 212H146V213L148 214V216H152V215H153ZM155 212H156V211H155ZM160 212H163V211L161 210ZM177 212H178V211H177ZM185 212H187V211H184V214H186ZM229 212H231V211L229 210ZM128 213H129V212H128ZM128 213H127V216H128ZM132 213H134V212L132 211ZM141 213L143 214V212H141ZM141 213H140V214H141ZM146 213L143 214V215H144L143 220H142V219H139V222H140V220L143 221L144 223H145V221H147V224H148V222H151L152 224H149V227H151V226H153V223H154L153 219H154L155 217L152 219V217L150 218V217H148V216H145ZM181 213H183V212H181ZM189 213H191V212H189ZM192 213H193V211H192ZM198 213H199V212H198ZM201 213H202V212H200L199 215H200ZM203 213H204V212H203ZM227 213H228V212H227ZM250 213H251V212H250ZM125 214H126V213H125ZM140 214H139V215H140ZM142 214H141V216L143 217ZM154 214H155V213H154ZM156 214H157V213H156ZM162 214H163V213H162ZM162 214H161V215H162ZM187 214H188V213H187ZM193 214H194V213H193ZM193 214H191V215L193 216ZM232 214H233V213H230L229 216H232ZM129 215H130V214H129ZM133 215H134V214H133ZM139 215H137V217H138ZM191 215H190V217H191ZM202 215H203V214H202ZM216 215H217V214H215L214 216H216ZM219 215H218V216H219ZM235 215H236V213H235ZM263 215H264V214H263ZM26 216H28V215H26ZM141 216H140V217H141ZM154 216H156V215H154ZM184 216H185V215H184ZM214 216H211V217H214ZM227 216H228V215H227ZM227 216H225V217H227ZM243 216H244V215H243ZM247 216H248V213H247ZM253 216H255V215H253ZM29 217H30V216H29ZM29 217H28V218H29ZM142 217H141V218H142ZM145 217H146V218H145ZM161 217H162V216L158 217V220H159V218H161ZM181 217H182V214H181ZM185 217L188 218V217H189V214H188L187 216H185ZM185 217H183V218H185ZM194 217H195V219H196V215H195ZM201 217H203V216H201ZM201 217H200V218H201ZM216 217H217V216H216ZM216 217H214V218H212V219H211V218H208V219H211V221L207 220V218H206L205 220H206V222L209 221L210 223H213V221H212L213 219H214V220H217L216 222L214 221V222L216 223V225H217L218 220H219L222 216H219L220 218L218 217V219H217ZM223 217H224V216H223ZM240 217H242V215H240ZM244 217H245V216H244ZM263 217H264V216H263ZM131 218H132V215H131ZM162 218H163V217H162ZM178 218H180V217L178 216ZM215 218H216V219H215ZM242 218H243V217H242ZM250 218H251V217H250ZM256 218H257V217H256ZM21 219H22V218H21ZM128 219H129V218H128ZM135 219H136V218H134V219L132 218V220H134V221H135ZM145 219H148V220H145ZM149 219H151V220H149ZM155 219H156V218H155ZM155 219H154V220H155ZM180 219H181V218H180ZM190 219H191V218H190ZM193 219H194V218H193ZM197 219H198V218H197ZM202 219H203V218H202ZM224 219H225V218H224ZM18 220H19V219H18ZM18 220H17V221H18ZM24 220H25V219H24ZM126 220H127V219H126ZM129 220H130V219H129ZM132 220H131L130 222H132ZM158 220H155V221H157V222H156L157 224L155 225V223H154V225H155V226H154V229H155V227H157V225L160 226V225H161L160 223H165V222H166V221L163 222V221H164V219H163V221H160V223L158 224ZM160 220H161V219H160ZM187 220H189V218H188ZM203 220H204V219H203ZM203 220H202V223L204 222L203 225L209 223V222L206 223L205 220H204V221H203ZM220 220H221V219H220ZM241 220H242V219H241ZM248 220H249V219H248ZM258 220H259V219H258ZM122 221H123V220H122ZM190 221H192V220H190ZM190 221H189V223H190ZM198 221H200V220L198 219ZM223 221H224V220H223ZM225 221H227V220H225ZM246 221H247V220H246ZM19 222H20V221H19ZM19 222H18V223H19ZM24 222H25V221H23V220L21 221L22 224H21V227H20L19 230H21V229L24 230V229L26 228L27 223L24 224ZM127 222H128V221H127ZM127 222H125V223H127ZM136 222H137V221H136ZM195 222H196V221H195ZM195 222H194V223H195ZM256 222H257V221H256ZM125 223H124V224H125ZM144 223H138V222H137V223H134V225H135V226H136V225L139 226V224H143V225H144ZM186 223H188V222H186ZM186 223H185V225H186ZM191 223H193V222H191ZM191 223H190V224H191ZM202 223H201V224H202ZM124 224H123V225H124ZM130 224H131V223H130ZM165 224H166V223H165ZM213 224H214V223H213ZM125 225H126V224H125ZM125 225H124V226H125ZM127 225H128V224H127ZM145 225H146V224H145ZM197 225H198V223H197ZM197 225H196V226H197ZM203 225H202V226H203ZM219 225H220V224H219ZM110 226H111V225H110ZM120 226H121V225H120ZM129 226H130V225H128V226H127L128 228H127V227H126V228H127L129 231H130V230L132 231V226H130V227H131L130 229H129ZM146 226L148 227V225H146ZM161 226H162V225H161ZM187 226L189 227V224H187ZM191 226L194 227L193 225H191ZM200 226H201V225H200ZM206 226H208V225H206ZM206 226L204 225V226H203L204 228H203V227H202V228L205 229ZM118 227H119V226H118ZM118 227H117V230L119 229ZM122 227H123V226H122ZM141 227H142V225L140 226V229H141ZM149 227H148L149 231H147L148 229L145 228V227H144L145 229L143 228V229H141V230H142V232L144 231L143 235H144L145 232H146V235L148 234L147 237H149L150 239L147 238L146 235H144V236L146 237V239H147V241H145L146 239L144 240V241L146 242V243L144 242V244H145V246H144V245H142L143 242H141V241H142L145 237H141V235L138 234V236L140 235L139 238H141V239H140L141 241H139L138 243H142L141 245H142L143 247H145V248H144L145 250H146V248L150 247V248H148L149 251H150L151 247H152V248L156 247L154 250L151 249V251L154 252V253L156 252L155 250H157L158 253H159V251L162 252V250H160V249L164 247V246H162V245H163V242H164V244L167 243L170 239L172 240V237H173V235H174L175 233H176V234L179 233V232H176V231L174 230V233L172 232L173 235L171 236L172 233L170 232V233H171V234H170L169 232H167V231L165 230V231H166L167 233H169V234H167V233H164V234H166V235L169 236V237L166 238V235H165V240H164V239H162V238H163L162 235H164V234L161 233V235H160V233H159V234L156 233V232L158 231V229L161 228V227H157V229L155 230L156 232L154 231V229H152V230L154 231V235H155V236L158 234V235H160V236L162 237V238L160 237V238H161V239H160L159 236H157V237L159 238V239H158V238L155 237L154 235H150V236H149V234H150L149 232H150V230H151V228H149ZM162 227H163V226H162ZM192 227L190 228V230L192 229ZM197 227H198V226H197ZM208 227H209V229H210V226H208ZM208 227H207V230H208ZM214 227H215V225H213V227H212V225H211V228H212V229H214ZM253 227H254V226H253ZM108 228H109V227H108ZM136 228H138V227H135V228H133V229L136 230ZM181 228H182V227H181ZM120 229H122V228H120ZM120 229H119V230H120ZM127 229L124 228V231H123V229L121 230V231H123V237L120 236V237H122L121 239H123L124 237H128V234H130V233L127 232V231H128ZM138 229H139V228H138ZM138 229H137V230H138ZM140 229L138 230L139 232H137V231H135V230H134V232L132 231V232L135 233V234L132 235V232H131V235L129 236V238L131 237L132 239H134L133 236H134V235L137 236L136 232L142 234V232H141ZM175 229H177V231H178V228H175ZM184 229H188V228L184 227ZM184 229H183V230H184ZM193 229H195V228H193ZM193 229H192V230H193ZM262 229H264V228H262ZM104 230H105V229H104ZM109 230H110V229H109ZM115 230H116V229H115ZM115 230H114L113 232H115ZM117 230H116V231H117ZM125 230H127V231H125ZM171 230H172V229H170V230H168V231H171ZM183 230H182V231H183ZM190 230H189V232H190ZM192 230H191V231H192ZM214 230H215V229H214ZM214 230H212V232H213ZM153 231H151V234L153 233ZM165 231H164V232H165ZM172 231H173V230H172ZM179 231L181 232L180 228H179ZM194 231H195V230H194ZM194 231H193V232H194ZM208 231L210 232V230H208ZM208 231H207V232H208ZM119 232H120V231H119ZM125 232H126V233H125ZM159 232H160V229H159ZM187 232H188V231H187ZM255 232H256V231H255ZM255 232H254V233H255ZM263 232H264V231H263ZM110 233H112L111 230H110ZM110 233H108V235H109ZM124 233H125L126 235H125ZM127 233H128V234H127ZM191 233H192V232H191ZM191 233H190V234L188 233V234H189V235H192ZM227 233H228V231H227ZM258 233H259V232H258ZM118 234H119V233H118ZM118 234H117V235H118ZM208 234H209V233H208ZM216 234H217V233H216ZM119 235H122V232H120ZM119 235H118V236L115 235V236L117 237V239H118ZM143 235H142V236H143ZM180 235H181V234H180ZM185 235H186V233H185ZM185 235L183 236V238H184L185 240H186V239L188 240V236H189V235H186L187 238L185 237ZM193 235H194V234H193ZM206 235H207V234H206ZM223 235H224V234H223ZM230 235H231V234H230ZM256 235H257V233H256ZM115 236H113V237L116 238ZM136 236H135V237H136ZM138 236H137V237H138ZM170 236H171V237H170ZM174 236H175V235H174ZM177 236H178V235H177ZM198 236L200 237V235H198ZM204 236H205V235H204ZM109 237H110V236H109ZM137 237L135 238L136 240L134 239L135 241L139 240V238H137ZM151 237H152L153 239H152ZM154 237L158 239V242H159V240H164V241H161V242H160V243H162V245H161L162 247L159 249V251H158V247L160 246V243H158V244H159V246H158V244L156 243V242H157V239H156V241H155V243H154V244H157V246H155V245H154V246H150V245L153 244V243H150L151 240L154 242V239H155ZM192 237H194V236H192ZM196 237H197V236H195V238H196ZM218 237H219V236H218ZM250 237H251V236H250ZM255 237H256V236H255ZM111 238H112V237H111ZM114 238H113L112 240L115 241ZM142 238H143V239H142ZM169 238H170V239H169ZM173 238H174V237H173ZM190 238H191V236L189 237V240H190ZM205 238H206V237H205ZM108 239H109V238H108ZM117 239H116V240H117ZM132 239H131V240H132ZM176 239L178 240V238L176 237L175 240L173 239V242H170V241H171V240H170V241H169V244H168L169 249H167V247H166V248H163V251H164L165 249H167L168 251L171 249V252H172V248H173V247L176 248L175 246H178V244L175 245V246H173L174 244H176V242H175ZM181 239H182V238H181ZM181 239H180L179 242L177 241V242L179 243V247L181 246L180 248H182V245L184 244L183 246H185V247L182 248V249H183V250H184V249H187L188 251H190V249L187 248V245H185L189 240H188L186 243H182V245H180L181 242L183 241V240H181ZM193 239H194V238H193ZM201 239H203V237H200V239L197 238V241H196L195 239H194V240H195L196 242H198V241L201 240ZM216 239H217V238H216ZM252 239H253V238H252ZM254 239H255V238H254ZM101 240H102V239H101ZM112 240H111V241H112ZM126 240H127V238H126ZM126 240L124 239V241H126ZM129 240H130V239H129ZM129 240H128V242H129ZM167 240H168V241H167ZM256 240H258V239H256ZM114 241H113V242H114ZM118 241L120 242V239L117 240L116 242H118ZM121 241H122V243H123V240H121ZM135 241H134V242H135ZM148 241H149L150 244H149L148 246H146V244H147ZM192 241H193V240L191 239V241L188 242V243H191ZM244 241H245V240H244ZM95 242H96V241H95ZM128 242H127V243H128ZM134 242H133V245H134ZM174 242H175V243H174ZM183 242H185V241H183ZM193 242H194V241H193ZM196 242H194V243H196ZM97 243H98V242H97ZM130 243H131V245H132V242H130ZM172 243H173V244H172ZM188 243H187V244H188ZM194 243H193V244H194ZM205 243H206V242H205ZM117 244H118V243H117ZM117 244H116V245H117ZM128 244H129V243H128ZM193 244H192V245H193ZM224 244H225V243H224ZM240 244H241V243H240ZM240 244L238 245V247L240 246ZM254 244H255V243H254ZM118 245L122 248L121 244H118ZM131 245H130V248H129V249L131 250V253H132L133 250H134L135 253H136V255H135V256L133 255L134 257L131 258L132 260L134 259V261H135V260L137 259V257H138V258H140V261H141V262H143L144 260H147V263H146V261L143 262V263H144V264H148V263H150L151 260H153V262L155 263L156 259H157V260L159 259V260H158V261H160L159 263H161V264L163 263V264H164L165 261L163 262V260H162L161 257L159 256L160 254L158 255L159 258H158L157 255H156L155 257H151V256H150V258H154L155 260H154V259H149V258H148V259H144V258H147V257L149 256L148 253H147V250H148V249L145 251L146 253H145V252L143 253V254H145V256H147V257H145V256L143 257V255H142V256H141V255L138 256V254H142L143 249H140V250H141V252H140L138 248H136V247L133 248V247H132L133 245H132V246H131ZM138 245H139V244H138ZM138 245H136V242H135V245H134V246H138ZM141 245H140V247H142ZM170 245H171V247H170ZM189 245H191V244H189ZM192 245H191V246H192ZM196 245H198V244L196 243ZM196 245H195V246H196ZM108 246H109V245H108ZM119 246H118V247H119ZM125 246L128 247L129 245H128V246L125 245ZM172 246H173V247H172ZM195 246L193 245V246L190 247V248H193V247L195 248ZM200 246H201V244H200ZM203 246H204V244H203ZM221 246H222V245H221ZM253 246H254V245H253ZM261 246H262V245H261ZM131 247H132L133 250L131 249ZM197 247H198V246H197ZM204 247H205V246H204ZM208 247H209V246H208ZM102 248H103V247H102ZM106 248H107V247H106ZM123 248H124V246H123ZM180 248H179V249H180ZM244 248H245V246H244ZM126 249H127V248H126ZM135 249H138V250H135ZM176 249H177V252H178V247H177ZM195 249H196V248H195ZM239 249H240V248H239ZM103 250H104V249H103ZM109 250H112V249L109 248ZM121 250H123V249H121ZM121 250H120V251H121ZM191 250H193V249H191ZM247 250H249V249L247 248ZM247 250H246V251H247ZM258 250H259V249H258ZM134 251H133V252H134ZM137 251L140 252V253H138ZM151 251H150V252H151ZM165 251H166V250H165ZM168 251H166V252H168ZM188 251H187V252H188ZM194 251H195V250H194ZM194 251H193V252H194ZM196 251H197V250H196ZM210 251H211V250H210ZM253 251H254V250H253ZM260 251H261V250H260ZM116 252L118 253V251H116ZM171 252L169 251V252H168L169 254L165 253V254L168 255V257L162 253V254H163L165 257H167V258H165L164 256H162V254H161V256L164 258V260H166V259H168V258L170 259L171 257H172L173 260H174V254L177 255V256H176L177 258L175 257L176 260H177L178 258H181V255H179V257H178V254H177L176 251H175V252H174V251L172 252V253H174L173 256H171V254H172ZM180 252H181V251L179 250L178 253H180ZM187 252L185 253V251H182V253H183V254L185 253V255L187 254ZM190 252H192V251H190ZM190 252H189V254H191ZM193 252H192V254H193ZM233 252H235V251H233ZM238 252H239V251H238ZM250 252H251V251H250ZM113 253H115V252H113ZM113 253H112V254H113ZM117 253H116V254H117ZM135 253H133V254H135ZM137 253H138V254H137ZM170 253H171V254H170ZM195 253H196V252H195ZM231 253H232V252H231ZM231 253H230V254H231ZM236 253H237V252H236ZM240 253H242V251H241ZM247 253H248V252H247ZM257 253H258V252H257ZM107 254H108V253H107ZM109 254H110V253H109ZM116 254H115V255H116ZM118 254H121V253H118ZM118 254H117L116 256H118ZM122 254H123L122 256H125V255H124V252H122ZM126 254H127V253H126ZM156 254H157V253H156ZM180 254H181V253H180ZM234 254H235V253H234ZM248 254H249V253H248ZM248 254H247V255H248ZM258 254H259V253H258ZM129 255H130V253H129ZM185 255H184V256H185ZM187 255H188V254H187ZM195 255H196V254H195ZM197 255H199V253H197ZM197 255H196V257H197ZM217 255H218V254H217ZM217 255H216V256H217ZM219 255H220V254H219ZM240 255H241V254H240ZM252 255H253V254H252ZM113 256H114V255H113ZM119 256H120V255H119ZM119 256H118V257H119ZM127 256H128V255H127ZM136 256H137V257H136ZM169 256H170V257H169ZM190 256H191V255H189V257H190ZM245 256H246V255H245ZM249 256H250V255H249ZM257 256H258V255H257ZM103 257H104V256H103ZM109 257H110V258H109ZM109 257H108L109 259H112L111 254H110ZM131 257H132V256H131ZM135 257H136V259H135ZM142 257H143V259H142ZM156 257H157V258H156ZM186 257H187V256H186ZM186 257H185V258L183 257L184 259L181 258V260L179 259V260H177V261L185 260ZM228 257H229V256H227V258H228ZM230 257H231V256H230ZM114 258H115V257H114ZM124 258H125V257H124ZM127 258H128V257H127ZM127 258H125V259H127ZM172 258L170 259L171 261H170L169 259H168V260H169L170 262H172ZM209 258H210V257H209ZM213 258H216V257H213ZM218 258H220V257H218ZM218 258H217V259H218ZM236 258H237V257H236ZM248 258H249V257H248ZM115 259H117V258H115ZM121 259H122V258L120 257V260H121ZM125 259H124V260H125ZM131 259H130V260H131ZM141 259H142V260H141ZM191 259H192V258H191ZM196 259L198 260L199 258H196ZM206 259H207V258H206ZM206 259H205V260H206ZM221 259H222V258H221ZM224 259H225V258H224ZM224 259H223V260H224ZM233 259H234V258H233ZM238 259H239V258H238ZM252 259H253V258H252ZM86 260H87V259H86ZM106 260H107V258H106ZM112 260H113V259H112ZM120 260H119V261H120ZM128 260H129V259H128ZM128 260H127V262H128ZM148 260H150V261H148ZM168 260H167L166 262H169ZM188 260H190V259L188 258ZM188 260H187V261H188ZM193 260H194V259H193ZM205 260H203V263H204ZM215 260H216V259H215ZM225 260H226V259H225ZM225 260H224V261H225ZM228 260H229V259H228ZM236 260H237V259H236ZM248 260H249V259H248ZM259 260H260V259H259ZM262 260H263V259H262ZM119 261H118V259H117V263H118ZM125 261H126V260H125ZM134 261H132V262H134ZM136 261H138V262H135L134 264H138V263H140V261H139L138 259H137ZM158 261H156V262L158 263ZM161 261H162V262H161ZM212 261H213V264H214L215 261H214V260H212ZM212 261H211V262H212ZM239 261H240V260H239ZM106 262H107V261H106ZM120 262H122V260H121ZM127 262H126V263H127ZM130 262H131V261H130ZM151 262H152V261H151ZM166 262H165V264H166ZM174 262H176V261L174 260L172 263H174ZM190 262H191V261H190ZM195 262H196V261H195ZM216 262H217V261H216ZM226 262H227V261H226ZM226 262H225V264H227ZM228 262H229V261H228ZM235 262H236V261H235ZM245 262H246V261H245ZM257 262H258V261H257ZM108 263H111V262L109 261ZM108 263H107V264H108ZM112 263H114V262H112ZM115 263H116V261H115ZM115 263H114V264H115ZM117 263H116V264H117ZM124 263H125V262H123V264H124ZM126 263H125V264H126ZM143 263H142V264H143ZM154 263H152V264H154ZM157 263H156V264H157ZM177 263L180 264V263H182V262H180V263L177 262ZM184 263H186V262L184 261L183 264H184ZM187 263H189V262H187ZM191 263L193 264V261H192ZM223 263H224V262L222 261V263H216V264H223ZM241 263H242V262H241ZM249 263H250V262H249ZM261 263H262V262H261ZM263 263H264V262H263ZM263 263H262V264H263ZM118 264H119V263H118ZM128 264H130V263L128 262ZM168 264H169V263H168ZM170 264H171V263H170ZM174 264H176V263H174ZM196 264H198V263H196ZM232 264H233V263H232ZM242 264H243V263H242ZM247 264H248V263H247Z\"/></svg>","mask_w":264,"mask_h":264}]
</instances>
